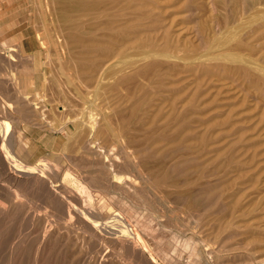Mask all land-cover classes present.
I'll use <instances>...</instances> for the list:
<instances>
[{
    "label": "rangeland",
    "instance_id": "374dc122",
    "mask_svg": "<svg viewBox=\"0 0 264 264\" xmlns=\"http://www.w3.org/2000/svg\"><path fill=\"white\" fill-rule=\"evenodd\" d=\"M91 1L94 0H89L88 2V4H90V6L88 5L89 8L91 7V4L94 5L95 3ZM105 1L107 0H103V2L102 0L101 2L97 1L95 3L96 7L95 5L94 6L92 5L94 9L93 7H91L93 11L90 8V11L87 9L84 12L86 15H88L89 13L88 15L89 17L91 15L92 17L91 20H89V17L87 18L86 15H84L83 13L84 9L83 10L81 9L83 13V17H85L84 22L88 23L89 21L88 23L89 25L91 23L92 24L94 23V25H96L95 27L97 26L100 27L98 23L100 22L101 24H103L104 19H105L104 22H108L110 18L111 20L114 19V21L116 22L117 20H119L117 18L121 17L122 19L125 20L128 19V21L130 20L129 21L130 25L132 23H134V25L132 24V27H130L128 22L127 25L125 24L127 20L125 21L121 19L120 22H123V24L119 22L120 25H122V27L121 26L118 27L119 32L118 29L116 28L118 33L117 36L115 35V37L117 40L115 39V37H113L114 35L111 32L115 31L116 34V30L113 29H115L116 24L118 26L119 23H116L114 26L111 25L114 24L113 23L114 21H112V23L110 24L109 22L107 24L104 23L108 25L110 28L111 27L113 28L112 30L110 29L111 30L110 32L106 28L107 26L104 27L102 25L99 28V30L98 27L94 29L93 26L91 27L89 26L91 28L89 31L93 30L94 32V30H96L95 33L89 32L92 33V36L96 34L93 37H90L91 35L87 32L88 26L84 25V28L86 27L85 28L86 31L85 30L83 31L89 34V35L85 34L88 37V39L90 38L95 39V36H97L96 38L98 39L99 37L100 39L101 38L103 39L104 37L107 38V36L109 35L110 38L109 40L113 41L112 43H109L110 45L113 43L117 44V42H120L117 45L113 44L110 46L111 48L117 46L118 49L116 47L110 49L109 44H107L110 41L107 40L106 42V40H104V42L107 44L106 47H104L106 44L104 45L103 42L101 43L103 44L102 46L103 48L101 50L94 49L93 52H89L91 55L89 56L90 59L95 57V55H96L95 58L97 59L95 60L93 58L94 62L92 60L91 62L89 61V59L87 60L88 57L86 55L84 56V54L81 53L83 47L81 46L82 44L79 43L82 42L78 43L80 46H78V44L75 46V51H74L75 54L73 53L74 54L73 58L69 57L66 52L63 55L62 53H59V51L61 52L60 49L61 42L58 41V36H60V34L63 32L62 22L60 20L53 18V15L51 16L48 13V11H45V7H43L42 1L41 3L37 4L38 3L37 0H0V42H1L0 44L1 46L0 47L1 49L0 50V62H1L0 63V71H1L0 73V184L2 185V188L0 185V264H93V263L97 264V262L98 264L100 263L107 264L108 262H109L108 264H132V263L143 264V262H146V264L147 263L152 264L154 263V261H155L154 264H174V262L175 264H201V263L202 264H222V263L241 264L242 262H243L242 264H245L247 260L248 261L250 260L251 262L249 261L247 263H251V264H264V0H141V1L139 0L140 4L137 2L138 0L136 1L134 0V2L133 0H130V2L132 1L131 2L132 5L135 4V6L133 7H135L136 9H138L137 7L141 5V2H143L141 8L139 7L140 10L139 9L135 10V8L133 10L132 5L128 2L129 0H127V2L125 0H120V2L119 0H117L116 2L117 4L114 1L110 0L111 3L113 2L116 4V5L113 4V6L112 4L109 6L110 3L108 2L109 0L107 1V3ZM123 2L126 3V4L124 3V5H126V7H124L125 9L128 7L130 8V6L132 9L130 8L131 10H129L128 8V11H126L123 8ZM102 3L105 4L106 6L104 8L102 7L103 9H101V11L104 10V12L100 11L103 15H105L103 18H101L103 15L98 13V11L95 14V11L101 8L99 5ZM118 3L120 4L121 10L116 9L119 7ZM136 4H138L137 7ZM107 5L109 6V8H107L108 7ZM143 5L146 6L144 7ZM105 8L107 10L106 12L108 13L113 12V14L112 15L105 14L106 13ZM110 8L112 9V11ZM122 8L126 12H130V13H126ZM39 9H41V11H39ZM77 9H75V11ZM108 9H110V11ZM116 10L118 12L121 11L123 13L122 14L118 13L119 14L118 15L114 12ZM141 10L142 12H140ZM79 12L77 11L74 12V10H72L69 13L70 14L76 13L75 14L76 17L75 15L72 16L70 14L69 15L73 18L82 17V14H80ZM133 12L134 15L131 14ZM135 12L136 14L138 13L137 16H139L137 21H136L137 18L134 17L136 16ZM146 12L148 13L150 12L149 16L148 14H146ZM77 13H79L81 16L78 15ZM90 13H92L93 15L99 14L101 15V17L100 16L93 17L92 14ZM114 13L115 16L116 15L118 16L114 17L113 16ZM130 15H132L133 18ZM144 15L146 16V18ZM46 16H48L49 18ZM125 16L128 17L125 18ZM129 16L132 19H130ZM140 17H142V19ZM86 18L88 19V21ZM95 19L98 22V23L96 22L97 24L95 23ZM106 19H108V21ZM139 19L142 20L143 23H141ZM132 20H135L137 24H135V22ZM59 22H60L59 24L60 27L59 25L56 26ZM144 22H146L147 25L149 23H154L156 24V26L158 25L157 26L158 29L156 27L153 28L155 25L153 27L150 26L151 24L147 26L146 24H144ZM124 25L125 27H130V28L125 29ZM136 25L139 28L141 26L140 29L143 30H140L138 27H136ZM144 25H146L147 27ZM102 27H104L105 29H103ZM123 27L125 29V32L132 30L134 31L129 32L130 35L128 33V36H126V38H123L125 35H127V32L125 34L124 31L122 30ZM135 27L138 29V31ZM145 27L149 28V30H147ZM131 28L132 30H130ZM151 29L152 30L157 29V30L155 33H153ZM57 30L60 31L58 32ZM104 30L105 31L107 30L108 33H105ZM120 30H122L125 35H122L123 33L122 31L120 32ZM101 31H104L103 34L104 35L106 34V36L103 35L104 36L103 37L101 34L98 33ZM139 31L142 32L145 31L146 34L145 32L143 33L140 32L141 33L140 34ZM151 32H152V36L151 34L150 35L148 34ZM164 32L167 34V35L165 34L166 36L163 35ZM97 33L100 36H98ZM138 34L139 35L144 34V36H141L142 38L144 37L143 38L144 40L140 38ZM110 35L113 36L110 37ZM118 36L119 39L121 37L123 39L121 38L120 40H118ZM145 36H147V40L145 39ZM158 36H160L161 38L160 37L158 38ZM133 37L135 39L139 37L137 38V40L139 39L140 42L134 43ZM43 38L48 39L47 43L49 41L50 45L47 43L46 45H44L45 43H43L42 41ZM55 39L59 42V44ZM141 39L143 40V42ZM4 42L6 43L5 45L7 46L4 45ZM148 42H150V44H148ZM152 42L154 45L152 44ZM140 43L146 45L142 44L141 46ZM53 46L56 48V50ZM154 46L155 48L153 49ZM76 48L77 49L79 48L80 50L78 49L77 51ZM106 48L107 50L105 51ZM122 48H124V50L127 52L126 53L124 52V50H122L125 53V55H122L121 51L119 52V50ZM95 50H98V52L96 51L94 54ZM108 50H110V52ZM101 51L103 52L102 54L105 53L106 54L102 56V54L99 53ZM111 51L112 54H110ZM76 52H78L79 54ZM115 52L118 55L119 53L121 55L117 56ZM92 53L94 56L92 55ZM107 53L111 55L110 58L107 57L110 56L107 55ZM81 55H83L84 57ZM98 55L102 57L99 58ZM79 56L82 58H79ZM9 57H11L12 60ZM106 57L110 60L113 58L112 59L113 61L111 60L112 62H110L108 59L104 60L106 59ZM48 58L51 59L49 60ZM98 58L102 60L101 64L103 65L99 63L100 61H98L99 60ZM80 59L82 60L84 59L83 61L86 62V64L83 62V64L86 65L85 66L86 68L82 70V72L80 71L81 65L78 62ZM60 60H62V62L65 63L63 64ZM153 60L155 61V63L158 62L157 63L158 65L157 66L155 65L156 67L158 66L160 67V68L158 67L159 68L158 70L157 68L154 70L151 66H150L151 68L149 67L150 63H151L150 65L154 64ZM75 61H77L76 63H78L77 65L76 64L75 65L80 68L77 69L76 66L73 64L75 63ZM96 61L98 62L96 63ZM172 61L174 62V64ZM59 63L61 64L59 65ZM92 63L93 64L96 63L97 66L93 68L94 65ZM105 63H107V65ZM133 63L134 64L137 63L138 65H141L143 63L142 64L143 66L145 63L146 68L149 67L148 71L147 69H143L144 74L147 75L146 77L145 75L142 76L140 75V77H137V79L141 78L142 81L140 79L135 80L136 79L135 77L137 75L139 76L141 71H142L141 74L143 73L142 68L144 67L141 65L139 66L140 68H138V65L136 66V64L134 65ZM165 63L168 64V66ZM65 64L66 65L69 64V65L66 66ZM71 64L72 66H70ZM118 64L120 65V67L118 66ZM152 66L154 67V65ZM103 67L106 69H103ZM95 70H97V72ZM110 70L114 72L112 73ZM128 70L130 72L131 70L132 71L134 70V72L129 73ZM151 70L154 72H151ZM72 71L74 74L72 73ZM83 71H85V73ZM86 71L90 74L89 75L88 73L86 74ZM119 71H123V72H119ZM124 71L128 72V74L125 73ZM135 71L138 74H136ZM118 72L121 73V75ZM100 73H102L103 76L105 74L106 75L113 74V75L112 76L110 75V77L104 76L106 78L105 79L104 77H102V75L101 76L99 75ZM117 73L119 76L117 75ZM157 73L158 74L161 73V74L156 75L155 77V75L153 74H157ZM80 74L82 77L80 76ZM132 74H134L135 76ZM71 75L73 76V78ZM83 75H85L86 77H84ZM97 75L104 79L102 80L101 84L107 83L108 85L100 84L101 86L100 85L97 86L96 83L97 80H95ZM98 76L97 78H99ZM116 76L119 77L120 81ZM120 76L124 77L123 81L125 82L128 81V83L125 82L124 84L121 83L122 80L120 78L122 77ZM148 77L149 78L151 77V79L149 80L150 83L147 82ZM84 79L85 80L88 79L89 82H87V80L85 81ZM131 79H133V82H131L132 81ZM155 80L156 82L158 81L157 86L159 83H161L159 84L158 87L156 86ZM32 81L34 82V85L32 84ZM110 81L111 84L113 85L109 83ZM117 81H119V83H117V85L115 86L114 84H116ZM25 82L27 83L25 84ZM175 82H177L178 84ZM14 83H16V85ZM151 83H153L152 86L155 85L156 88H154L155 86L152 87ZM20 84L21 85L24 84V86L22 85L23 86L22 87ZM140 84H145V85L147 84L146 87L148 86L150 87L141 90L142 87L137 88V86H134V85H138V87L145 86ZM11 85H13L12 88L8 89V87H11ZM18 86L20 88H18ZM110 86L112 87V90ZM114 86L117 87L118 90H115L116 88ZM120 86L122 89L119 88ZM106 87L107 89H105ZM135 87L136 89H140L142 92H138L135 89ZM52 88L53 89L55 88V90H53ZM150 88H152L151 91L148 90ZM131 89L134 90V93H131L134 94L133 95L134 98L132 95H130V92H133ZM54 91L56 92L58 91L57 92L58 94L55 93ZM164 91L166 92L164 93ZM177 91L181 93L179 94ZM146 92L147 94L150 95H146ZM122 93L125 94L123 95ZM151 93L154 94L151 95ZM135 94H136V99L138 98V100L139 97L141 98V95L144 96V98L146 96V98L148 99L145 100L143 99L141 101V104H138L135 102L136 100H132V98L135 99ZM159 94L161 96H159ZM178 94L180 96H178ZM20 96L21 98L19 99ZM119 96L122 97L124 96V97L122 98ZM32 97H34V99ZM164 98H166L167 101L164 100ZM9 99H12L14 101ZM159 99L162 101H160ZM11 101L14 102V104L8 105ZM20 101L22 102V104H18ZM132 101H134L135 103ZM172 104L174 108H171ZM139 105H141V107ZM167 105L168 107H166ZM187 107L191 109L187 110ZM82 108L83 110L85 108V110L82 111ZM157 108L160 111H158ZM130 109L133 110L130 111ZM87 111H90L89 113H93V115L89 114ZM155 111L157 113L154 116ZM83 112L85 113L83 114ZM185 112L188 113L187 116H185L187 119L186 122L182 124L180 123L181 115L185 114ZM71 114L74 115L72 116ZM118 114L119 116H117ZM86 115L88 119L90 118L89 119L90 121H92V117L95 116L94 122H96L95 123L96 129L98 127L99 122L101 125L102 124L105 125V123L111 126L115 125L114 126L115 130L116 128L117 130H119L122 126L125 127V131H127L126 132L127 134L124 136L125 139L123 138L122 142H114V147L116 148L117 151H120L118 149H121V147L124 144L129 146L126 148L129 152H126L125 150L124 151L125 153L121 152V154H118V157L120 158L117 157V159H121L119 160L121 163L119 162L120 163V164L118 163L119 166L116 167L120 168L122 172L120 171L118 172L117 170L118 168L116 169V167L112 168L113 171H110L111 170L110 165L104 166L102 164L101 166H104V168L99 166V164H101V162L99 161L102 155H103V157L101 158L102 160L104 159L110 160L114 158L116 159L115 155H113L114 157L110 156L108 158L107 154L103 151L108 145L113 143V140L110 137L108 141L106 138L103 137L96 140L94 139L96 137H94L93 134L90 133L92 136V139L90 140L93 141L92 144L94 146L97 145V147H95L97 148L95 149L94 152L95 154L88 153L82 147V145L88 138V133H89V129L87 127L90 125L89 123L90 121L86 119L87 118ZM125 115L128 117L129 116L132 117L128 118ZM27 116H29L30 118ZM147 116L149 117L147 118ZM77 119L78 120L81 119L80 120L81 123H79L80 121H78ZM75 120L77 122H75ZM84 120H86L87 122ZM122 120L125 122H123ZM38 122L40 123V125L38 124ZM122 122L124 124H120ZM166 122L168 123L167 125ZM83 123L86 124L83 125ZM175 123L178 124L175 125ZM79 124L81 125V127L82 126L83 127L81 128ZM134 124L138 129H136ZM205 125L207 126L204 127ZM193 126L194 128L192 129ZM78 127H80L79 130L77 129ZM164 130L166 133L164 132ZM131 131L134 132L132 133ZM136 131L139 133V135L141 134L142 136H140L139 138L138 136L136 137L135 136V134H137L135 133ZM145 131L147 132L146 134ZM148 132L151 133L148 134ZM92 133H94L95 135V131H92ZM162 135L163 137L160 138V140L163 139L164 141L162 140L161 143L159 140H158L159 142L157 141L158 143L157 142L155 143L154 140L150 139L152 136L160 137ZM191 135L194 136L193 139ZM129 136L130 137L134 136L135 138L134 142L131 141L129 142L130 140L128 138ZM177 136L178 137L180 136L179 139L176 138ZM208 136H210V138ZM132 137L131 140L133 139ZM143 137L144 138L148 137L149 140L146 141V139H144ZM165 137H167V139L168 138L170 139L166 140ZM234 137L237 138L235 139ZM127 138L128 141H126ZM174 138H176L178 141ZM103 139L105 140V143ZM139 139H141V142L143 143H139L140 142ZM100 140H102L103 142ZM172 140L174 141V143ZM185 140H188V142H186ZM81 141L82 143H80ZM150 141L151 142L154 141V143H151ZM99 142H101L100 143L101 145H103V143L105 145L107 142L108 145L106 144L107 145L106 147H101L103 148L102 150L101 148H99L100 145ZM125 142L126 143L129 142L128 143L129 145L126 144ZM75 143H78L79 145L77 146V144ZM150 143L152 144V148L150 147L151 146ZM198 143L199 145H197ZM143 144L147 147L149 146L150 150L148 148V153L141 155L143 157L138 156L136 160H138L137 161L138 163H140V161L143 160L139 164L140 169L143 168L142 170H144L146 168L144 171L149 169L146 172L147 173L146 180L143 182L142 179H137L136 184L139 185L138 186L136 185L135 188L132 187L129 188L128 185L126 186L127 187L126 188L124 184H122L124 188L118 186V184L114 180H117L118 182L120 178H126L128 175H132L133 172H135L134 170L137 171L139 170L137 166H136L137 169H134L133 166H130V164L131 165L133 164L127 159L126 155H129V153L132 154V152L136 150V148H134L136 145L138 146ZM182 146H185V148H183ZM155 147L160 149L157 155L156 152H153V149ZM128 148H130V150ZM96 150H99L100 152ZM206 153L208 154L206 155ZM14 155H16L15 157L18 156L16 159L20 158L19 159L20 161L19 160L17 161ZM228 155H230V158ZM145 156L147 158H145ZM85 157H87V159ZM70 158L71 159L73 158L76 162L73 159L71 160L73 162H71ZM124 158L126 160H124ZM184 159L186 161H184ZM144 160L146 162H144ZM97 161L99 163H97ZM126 161H129L130 163ZM22 162L24 164L20 165L22 164ZM38 162L51 163V165L49 164L47 166L50 167L49 170L51 171L54 170L55 172L54 171H52L53 173L51 172L50 178L51 180L53 179L56 180L57 183L64 182L68 186L71 185L72 184L71 178L66 177V179H63L65 177L64 176L65 173L70 172L78 179H80L84 183V185L87 186L90 190L92 189L91 192L96 190L94 191L95 193L94 192L92 193L93 196L95 195L94 197L92 196L91 198L92 200L91 199L88 200L87 196H83V198L80 197L82 199L81 202V199L78 198L81 204H85L88 207L90 205V207H92L93 210L97 206V208H95L96 216L94 214V216L90 217V218L94 217L93 219L84 218L82 216L81 218L78 219L77 215L74 216L75 214H72V216H68V214H66L65 217L63 211H61V209L63 210L64 208H66L63 207L65 206V204L63 203L64 205L63 204L60 205L62 200L61 202L59 201V199H63V196L60 195L61 196L60 198L55 193L53 194V196L50 195L49 189L52 191L53 188L51 186L52 183L49 181L50 178L48 180L49 183H47L48 186L44 185L37 178V174L36 175L32 174L30 172L31 171L30 168L27 167L29 163L36 164ZM90 162L92 163V165ZM108 162L110 161H106L105 163ZM96 163L98 167L96 166ZM150 165L151 167H153V169L150 167ZM154 165H155V170H154ZM52 166H54L55 169ZM147 167L150 168L147 169ZM156 168H158L157 169L158 171L156 170ZM170 168H172V170ZM185 168L187 170H184ZM149 171L152 174H150ZM155 171L157 172V174ZM208 171L211 172L208 173ZM115 172L119 174L117 175ZM99 173L101 175H99ZM149 174L151 176L153 175L152 179ZM177 174L179 175L177 176ZM157 175L159 176L161 175V177L158 176L157 178ZM162 175L163 176L166 175V176L162 177ZM192 175H194V177ZM167 176L169 177V179ZM57 177L58 180L55 179ZM83 177H85L86 179H84ZM104 177L105 178L108 177L107 181L105 182L102 180L104 179ZM187 177H189V179ZM162 178L165 179L163 180ZM208 178L210 180H208ZM149 179L151 181H149ZM159 179L162 180V182ZM84 180H86L87 182L86 181L84 182ZM108 180H112L109 181L110 184ZM138 180H140L142 183H140V181ZM88 181L90 182L88 183ZM159 182L161 184H159ZM166 182L168 183L170 182L169 184L170 187L169 185H165ZM221 183L222 185H220ZM98 185L99 187H101L102 185L103 187L104 186L105 187L99 188ZM73 186L76 189V186L75 185ZM114 186L116 187L118 186L119 188L118 187L116 188ZM137 187H139L140 191ZM98 188L102 189L104 193L102 192V190L99 191ZM173 188L176 190H174ZM182 188L185 191L181 190ZM208 189L209 192H207ZM171 190H173L174 192ZM220 190H222L223 192L222 191L220 192ZM122 192L123 193L125 192V194H123ZM128 192L129 194H126ZM189 192L190 195H188ZM102 194L103 197L101 196ZM1 195H3V197ZM100 196L102 198L104 197L105 198L101 199ZM172 196L175 199H173ZM51 197L52 199L54 197L53 202ZM109 197L111 199H114V201L109 199ZM17 200L19 203L17 202ZM20 200H21V204H20ZM190 203H192V205H190ZM17 204L21 206L23 204L24 205L21 208V206H18ZM204 206L207 207L205 208ZM56 207L59 209H57ZM4 209L5 211H3ZM6 210L9 213H7ZM109 210L112 211L113 215L116 214L117 212L119 213L116 219L111 217L112 214ZM97 211L98 213L99 212L100 213L98 214ZM197 213L199 214L196 215ZM208 213L211 215H208ZM131 216L134 217V220ZM148 216L150 218L149 221H148ZM108 217H110V219ZM105 219L106 221L104 222H108L107 225L104 224L103 222V220ZM151 219L154 220V222ZM91 220H99L100 223L103 224L94 226L92 224L94 222ZM150 220L152 223L150 222ZM111 221L112 222L115 221V222L112 223ZM137 222L139 223V225ZM212 223L215 224L213 225ZM124 224L127 225L130 224L133 225L136 229L138 228L137 230L140 232V234L142 235L145 241L138 243L137 240L134 239L135 240L134 241L133 238H129V236L127 238L126 237L127 235H125L122 232ZM102 228L104 229V231L102 230ZM212 229L215 231H213ZM209 230H211L213 233L211 231L210 233ZM115 231L118 233H116ZM124 239L126 240V242ZM131 241H133L134 244L137 243L139 246L140 244H143V246H141L143 249L141 247L138 248V245L136 246V244L134 246V244ZM182 241H184L185 243H188L189 241L190 242L184 245V242ZM144 244L147 247V249L146 247H144ZM187 245H189V247ZM183 246H185V248ZM194 246H198V247L195 248ZM206 246L207 247L211 246V247L207 248ZM190 247L193 248L191 249ZM144 250L145 252H143ZM190 250L193 251V254L192 251L190 252ZM218 250L221 252H219ZM210 253L211 255H209ZM141 255L143 256L146 255V256L144 258L143 256L141 257ZM147 256L150 257V259L147 258ZM152 259L154 260L153 262ZM219 260H223V262Z\"/></svg>",
    "mask_w": 264,
    "mask_h": 264
},
{
    "label": "bare ground",
    "instance_id": "6f19581e",
    "mask_svg": "<svg viewBox=\"0 0 264 264\" xmlns=\"http://www.w3.org/2000/svg\"><path fill=\"white\" fill-rule=\"evenodd\" d=\"M41 1H42V5H43V7H45V11H48V13H49L51 16L53 15V18H55V19H57V20H60V21L62 22L63 32L60 34V36H58V41L61 42V45H60V46H61V48H60V49H61V52L59 51V53H62V55H63V54H65V52H66L67 55H68L69 57L73 58V55L75 54V52H74V51H75V46H76L79 42H82V43H79V44H82L81 46L83 47V48H82V52H81V51H80V52H81L82 54H84V56L86 55V56L88 57L87 60L89 59V61H91V60L93 61L94 59L97 60V59L95 58L96 55H95V57H93L94 59H93V58L90 59L89 56H91V55H90L89 52H93L94 49H99V50H101V49L103 48V47H102L103 44H101V43H103L104 40H106V42H107V40L110 41V40H109L110 38H109V35H108V34H107V35H108L107 38L104 37V36H106V34H105V35L103 34V32L105 31V30H104V31H101L102 33H101V32H98V33L101 34L102 36L104 35L103 37H104L105 39H104V38H103V39H102V38L100 39V37H99V39H98V38H96L97 36H95V39H91V38L88 39V37H87L85 34H88L89 32H93V30L89 31V30L91 29L90 27L93 26L94 29H96L98 26L95 27L96 25H94V23H93V24L91 23V22H94V21H91L90 23H91L92 25H91V24L89 25V24H88L89 21H88V19H87V18L89 17V16H88L89 13H88V15H86L84 12H85L87 9L90 11V8L93 7V6L95 5L96 2H97V1L101 2V0H94V1H91V2H95V3H94V5L91 4V7H90V8H89L90 4H88L89 0H65V1H63V0H37V2H38L37 4L41 3ZM107 1H108V0H107ZM107 1H105V2L107 3ZM112 1H114L115 3L117 2V0H116V1H115V0H112ZM125 1L127 2V0H125ZM135 1H136V0H135ZM140 1H141V0H140ZM102 2H103V0H102ZM108 2H110V3H109V6H110L111 4H112V6H113V4H114V5L117 4V3L115 4V3H113V2L111 3L110 0H109ZM119 2H120V0H119ZM128 2L131 4L132 1L130 2V0H129ZM133 2H134V0H133ZM137 2L139 3V0H138ZM124 3H125V2H123V8L126 7V5H124ZM135 3H136V2H135ZM118 4H119V3H118ZM125 4H126V3H125ZM127 4H128V3H127ZM139 4H140V3H139ZM142 4H143V2H141V5H142ZM88 5H89V6H88ZM92 5H93V6H92ZM98 5H99V4H98ZM101 5H102V6H101ZM131 5H132V4H131ZM137 5H138V4H136V7H137ZM141 5L137 7L139 10H140V8H141ZM40 6H41V5H40ZM99 6H100L101 8H100ZM99 6H98V7H99L100 9L97 7L99 10H96V11H95V14H96V12L98 11V13H100L101 15H103L101 12H104V10L101 11V9H103V8L106 7V6H105V4H103V3L100 4ZM107 6H108V5H107ZM109 6H108L107 8H109ZM133 6H135V4L132 5V8H133V10H134L135 7H133ZM143 6H144V5H143ZM145 6H146V5H145ZM145 6H144V7H145ZM95 7H96V5H95ZM102 7H103V8H102ZM127 7H128V5H127ZM139 7H140V8H139ZM38 8H39V7H38ZM77 8H79V9H77ZM111 8H112V7H111ZM111 8H110V9H111ZM123 8H122V9H123ZM128 8H129V7H128ZM128 8H126V9L124 8V9H125L126 11H128ZM130 8H131V6H130ZM130 8H129V10L132 9V8H131V9H130ZM75 9H77V10H76L77 12L81 11V9H82V10L84 9V10H83V13H84V15H86V17H87L86 19H87L88 23H87V22H84V18H85V17H83V13H82V11L79 12L80 14H82V17H77V18H75V17H76V15H75L76 13H75V14H74V13H73V14H72V13H71V14L69 13V12L72 11V10H74V12H76ZM93 9H94V7H93ZM93 9L91 8L92 11H93ZM110 9H108V10L110 11ZM116 9H120V4H119V7L116 8ZM124 9H123V10H124ZM138 9L135 8V10H138ZM142 9H143V7H142ZM113 10H114V9H113ZM120 10H121V9H120ZM123 10H122V11H123ZM125 10H124V11H125ZM133 10H132V11H133ZM39 11H41V9H39ZM100 11H101V12H100ZM106 11H107V10H106V8H105V12H106ZM111 11H112V9H111ZM116 11H117V10H116ZM116 11H114L116 14H118V13L122 14V13H123V12H121V11H120V12H118V11L116 12ZM126 11H125V12H126ZM125 12H124V14H125ZM140 12H142V10H141ZM79 13H77V14L80 15ZM115 13H114V15H113L114 17H116V16L119 15V14H118V15L115 16ZM126 13H130V12H126ZM149 13H150V12H149ZM149 13L146 12V14H148V16H149ZM151 13H152V12H151ZM36 14H37V13H36ZM44 14H45V13H44ZM46 14H47V12H46ZM69 14H70L71 16H72V15H75V17L73 18V17H71ZM90 14H92V13H90ZM95 14H94V15L92 14V16H93V17H94V16H100V17H101V15H99V14H98V15H95ZM105 14H107V15H112L113 12H111V13L106 12ZM124 14H123V15H124ZM131 14L134 15V12L131 13ZM135 14H136V12H135ZM143 14H144V12H143ZM107 15H106V16H107ZM132 15H130V16H132ZM137 15H138V13L136 14V16H134V17L137 18L136 21H137L138 18H139V16H137ZM141 15H142V13H141ZM141 15H140V16H141ZM150 15H152V14H150ZM51 16H50V17H51ZM80 16H81V15H80ZM104 16H105V15H103L101 18H103ZM120 16H121V15H120ZM130 16H129V18H130ZM144 16H145V15H144ZM46 17H48V16H46ZM100 17H99V18H100ZM126 17H128V16H125V18H126ZM48 18H49V17H48ZM51 18H52V17H51ZM91 18H92V17H91V15H90L89 20H91ZM109 18H110V17H109ZM132 18H133V16H132ZM132 18H130V19H132ZM140 18L142 19V17H140ZM145 18H146V16H145ZM148 18H149V17H148ZM86 19H85V20H86ZM117 19H119V20H117ZM117 19H116V20H117L118 22H117V21L115 22L114 19L111 20V18H110L111 21H110V20L108 21V19H106V20L109 22V24L112 23V21H114V22H113L114 24H111V25L114 26L116 23H119V22L121 21L122 18H121V17H120V18L118 17ZM104 20H105V19H104ZM104 20H103V24H101L100 22H99V23H100V24H99V23L96 21V19H95V23L97 22L98 25H100V27H101L102 25H103L104 27L107 26L106 28H107V29L109 30V32H110L113 28H112V27L110 28L108 25H106L108 22H104ZM122 20H125V19H122ZM126 20H127V21H126ZM126 20H125V21H126L125 24L127 25V24L129 23V25H130V22H129L130 20H129V21H128V19H126ZM101 21H102V19H101ZM132 21H134L135 24H137L135 20H132ZM139 21H141V23H143L142 20L139 19ZM139 21H138V22H139ZM52 22H53V21H52ZM127 22H128V23H127ZM47 23H48V22H47ZM84 23H85V24H84ZM97 23H96V24H97ZM104 23H106V24H104ZM120 23L123 24V22H120ZM120 23H119L118 26H117V24H116L117 27L115 26V29H113V30H116V34H115V31H113L114 33H113V32H111V33H112L114 36H113V35H110V37H112V36L115 37V35L117 36V33L119 32L118 27H120V26L122 27V25H120ZM35 24H36V22H35ZM39 24H40V23H39ZM42 24H43V23H42ZM59 24H60V22H59L56 26H58ZM87 24H88V25H87ZM132 24L134 25V23H132ZM132 24L130 25V27H132ZM139 24H140V23H139ZM139 24H138V25H139ZM144 24H146V22H144ZM150 24H151V25H150ZM152 24H153V25H152ZM40 25H41V24H40ZM46 25H47V24H46ZM84 25L88 26V30H87L88 33H87V32L85 33V32L83 31V30H85V28H86V27L84 28ZM111 25H110V26H111ZM129 25H128V26H129ZM146 25H147V24H146ZM146 25H144V26H146ZM148 25H150V26H152V27L155 25L153 28L156 27V28L158 29V27H157L158 25L156 26V24H154V23H149ZM148 25H147V26H148ZM51 26H52V25H51ZM89 26H90V27H89ZM147 26H146V27H147ZM38 27H39V26H38ZM41 27H42V26H41ZM59 27H60V25H59ZM93 27H92V28H93ZM100 27H98V30H99ZM104 27H102V28L105 29ZM124 27H125V25H124ZM124 27H123L122 30H123L124 33L126 34L127 31L125 32V29H126V28H130V27H125V29H124ZM133 27H134V26H133ZM136 27H138V26L136 25ZM136 27H135V28H136ZM146 27H145V28H146ZM52 28H53V27H52ZM116 28L118 29V32H117V29H116ZM138 28H139V27H138ZM140 28H141V26H140ZM140 28H139V29H140ZM142 28H143V26H142ZM150 28H151V27H150ZM161 28H162V27H161ZM38 29H39V28H38ZM44 29H45V28H44ZM58 29H60V28H58ZM110 29H111V30H110ZM136 29H137V28H136ZM146 29L149 30V28H146ZM157 29H156V30H157ZM50 30H51V29H50ZM122 30H120V32H121ZM127 30H128V29H127ZM130 30H132V28H131ZM140 30H143V29H140ZM147 30H146V32H147ZM151 30H152V29H151ZM151 30H150V31H151ZM156 30L153 29L152 32L155 33ZM164 30H165V29H164ZM57 31H58V30H57ZM59 31H60V30H59ZM59 31H58V32H59ZM85 31H86V30H85ZM95 31H96V30H94L93 33H95ZM106 31H107V30H106ZM106 31H105V33H108V31H107V32H106ZM123 31H122V33H123ZM133 31H134V30H132V31H128V32H127V35H125V34L123 33L122 35H125L123 38H126V36H128V33H129V32H133ZM137 31H138V29H137ZM40 32H41V31H40ZM40 32H39V33H40ZM140 32L143 33V32H145V31H143V32H142V31H139V33H140ZM146 32H145V34H146ZM152 32H151V33H148V34H149V35L151 34V36H152ZM45 33H46V32H45ZM98 33H97V35H98ZM111 33H109V34H111ZM141 33H140V34H141ZM158 33H159V32H158ZM58 34H59V33H58ZM89 34L91 35L90 37H93L94 35H96V34H94V35L92 36V33H89ZM89 34H88V35H89ZM119 34H120V33H119ZM165 34H166V33L164 32L163 35H165ZM38 35H39V34H38ZM84 35H85L86 37H85ZM129 35H130V33H129ZM138 35H139V34H138ZM149 35H147V36H149ZM166 35H167V34H166ZM166 35H165V36H166ZM98 36H100V35H98ZM135 36H136V35H135ZM139 36H140V38H142L141 36H144V34L139 35ZM147 36H145V39H146V40H147ZM151 36H150V38H151ZM155 37H156V34H155ZM159 37H160V36H158V38H159ZM121 38H122V37H121ZM121 38H120V39H121ZM123 38H122V39H123ZM131 38H132V37H131ZM133 38H134V37H133ZM137 38H139V37H137ZM137 38H136V39H135V38L133 39L134 43H135V42H137V43L140 42V40H139V39L137 40ZM143 38H144V37H143ZM143 38H142V39H143ZM150 38H148V39H150ZM160 38H161V37H160ZM162 38H163V36H162ZM164 38H165V37H164ZM167 38H168V37H167ZM56 39H57V37H56ZM56 39H55V40H56ZM113 39H114V38H113ZM115 39H116V37H115ZM120 39H119V36H118V40H120ZM142 39H141V40H142ZM47 40H48V39H46V38H43V39H42L43 43H45L44 45H46ZM52 40H53V39H52ZM111 40H112V39H111ZM116 40H117V39H116ZM135 40H136V41H135ZM143 40H144V39H143ZM143 40H142V42H143ZM151 40H152V38H151ZM153 40H154V39H153ZM158 40H159V39H158ZM56 41H57V40H56ZM58 41H57V42H58ZM126 41H127V40H126ZM131 41H132V40H131ZM131 41H130V42H131ZM133 41H132V42H133ZM59 42H58V44H59ZM93 42H94V43H93ZM112 42H113V41H110V42H108L107 44L112 43ZM150 42H151V41H150ZM150 42H148V44H150ZM158 42H159V41H158ZM49 43H50V42L48 41L47 44H49ZM119 43H120V42H117V44H119ZM144 43H145V41H144ZM146 43H147V42H146ZM156 43H157V42H156ZM0 44H1V42H0ZM2 44H3V42H2ZM5 44H6V43L4 42V45H5ZM58 44H57V45H58ZM79 44H78V46H80ZM105 44H106V43L104 42V45H105ZM107 44H106L104 47H106ZM113 44H116V43H113ZM113 44H111V45H113ZM117 44H116V45H117ZM140 44H141V43H140ZM142 44H143V43H142ZM142 44H141V46H142ZM152 44H153V42H152ZM49 45H50V44H49ZM111 45L109 44V48H110V49L115 48V47L117 48V46L111 48V47H110ZM122 45H124V44H122ZM143 45H146V44H143ZM153 45H154V44H153ZM5 46H7V45H5ZM55 46H56V44H55ZM58 46H59V45H58ZM58 46H57V48H58ZM128 46H129V45H128ZM131 46H132V45H131ZM148 46H149V45H148ZM148 46H147V47H148ZM0 47H1V46H0ZM53 47H54V46H53ZM126 47H127V46H126ZM48 48H49V47H48ZM54 48H55V47H54ZM54 48H53V49H54ZM107 48H108V47H107ZM107 48L105 49V51L107 50ZM154 48H155V46L153 47V49H154ZM60 49H58V50H60ZM76 49H77V48H76ZM78 49H79V48H78ZM78 49H77V51H78ZM117 49H118V48H117ZM117 49H115V50H117ZM127 49H128V48H127ZM0 50H1V49H0ZM11 50H12V49H11ZM55 50H56V48H55ZM79 50H80V49H79ZM115 50H112V51H115ZM122 50H124V48L120 49L119 52L121 51V52H122L121 54H122V55H125L124 52H126V51L124 50V52H123ZM128 50H129V49H128ZM156 50H158V49H156ZM53 51H54V50H53ZM96 51L98 52V50H95V51H94V54H95ZM102 51H103V50H102ZM102 51L99 52V53L102 54V53H103ZM108 51L110 52V50H108ZM108 51H107V52H108ZM112 51H111L110 54H112ZM150 51H151V50H150ZM57 52H58V51H57ZM109 52H108V53H109ZM119 52H118V53H119ZM3 53H4V52H3ZM73 53H74V54H73ZM76 53H78V52H76ZM81 53H80V54H81ZM104 53H105V52H104ZM108 53H107V55H110V54H108ZM115 53H116V52H115ZM126 53H127V52H126ZM152 53H153V52H152ZM179 53H180V52H179ZM179 53H178V54H179ZM78 54H79V53H78ZM87 54H89V55H87ZM97 54H98V53H97ZM105 54H106V53H105ZM105 54H102V56L105 55ZM116 54H117V53H116ZM121 54L119 53V55L117 54V56H120ZM128 54H129V53H128ZM92 55H93V53H92ZM107 55H106V56H107ZM129 55H130V54H129ZM172 55H173V54H172ZM76 56H77V55H76ZM81 56H83V55H81ZM84 56H83V57H84ZM93 56H94V55H93ZM102 56H99V55H98L99 58H101ZM114 56H115V54H114ZM114 56H113V57H114ZM168 56H169V55H168ZM6 57H7V56H6ZM107 57L110 58L111 55H110V56H107ZM107 57H106V59H104V58H105V56H104L103 59H104V60H107V59H108ZM131 57H132V56H131ZM169 57H170V56H169ZM9 58H11V57H9ZM57 58H58V57H57ZM64 58H65V57H64ZM74 58H76V57H74ZM79 58H82V57L79 56ZM99 58H98V59H99ZM114 58H115V57H114ZM133 58H134V57H133ZM175 58H177V57H175ZM48 59H49V58H48ZM50 59H51V58H50ZM50 59H49V60H50ZM59 59H60V56H59ZM59 59H58V60H59ZM67 59H68V58H67ZM112 59H113V58H112ZM112 59H111V60H112ZM129 59H130V58H129ZM129 59H128V60H129ZM134 59H135V58H134ZM11 60H12V58H11ZM72 60H73V59H72ZM72 60H71V61H72ZM83 60H84V59H83ZM83 60L80 59V60L78 61V62L80 63V65H81V70H80L81 72H82V70H84V69L86 68V67H85L86 65L83 64V62H84ZM108 60H109L110 62L113 61V60L111 61L110 59H108ZM123 60H124V59H123ZM131 60H132V59H131ZM136 60H137V58H136ZM138 60H139V59H138ZM140 60H141V59H140ZM3 61H4V59H3ZM60 61L62 62V60H60ZM64 61H65V60H64ZM69 61H70V60H69ZM92 61H91V62H92ZM98 61H100V62H99L100 64L102 63V60L99 59ZM98 61H96V63H97ZM118 61H119V60H118ZM134 61H135V60H134ZM153 61H154V60H153ZM153 61H152V62H153ZM12 62H13V61H12ZM45 62H46V61H45ZM49 62H50V61H49ZM72 62H73V61H72ZM76 62H77V61H75V63H73V64H74V65H75V64L77 65L78 63H76ZM87 62H88V61H87ZM91 62H90V63H91ZM93 62H94V61H93ZM106 62H107V61H106ZM110 62H109V63H110ZM114 62H115V61H114ZM130 62H131V61H130ZM132 62H133V61H132ZM139 62H140V61H139ZM165 62H166V61H165ZM169 62H170V61H169ZM172 62H173V61H172ZM0 63H1V62H0ZM62 63H63V62H62ZM64 63H65V62H64ZM64 63H63V64H64ZM84 63L86 64V62H84ZM96 63H94V64L92 63V64L94 65L93 68L97 66ZM99 63H98V64H99ZM103 63H104V62H103ZM109 63H108V64H109ZM124 63H125V62H124ZM153 63H154V64H152V65H154L155 68H154L152 65H150L151 63L149 64V67L151 66L154 70H155L156 68H157V70H158V69L160 68L159 66H158L159 68L156 67V66L158 65V64H157L158 62L155 63V61H154ZM175 63H176V62H175ZM11 64H13V63H11ZM47 64H48V62H47ZM60 64H61V63H59V65H60ZM69 64H70V63H69ZM69 64H67V65H69ZM105 64L107 65V63H105ZM112 64H113V63H112ZM133 64H134V63H133ZM135 64H136V66L138 65L137 63H135ZM135 64H134V65H135ZM142 64H143V63H142ZM142 64H141V65H142ZM165 64H166V63H165ZM173 64H174V62H173ZM7 65H8V64H7ZM65 65H66V64H65ZM67 65H66V66H67ZM76 65H75V66H76ZM101 65H103V64H101ZM127 65H128V64H127ZM130 65H131V64H130ZM141 65H138V68H140L139 66H141ZM155 65H156V66H155ZM166 65L168 66V64H166ZM11 66H12V65H11ZM14 66H15V65H14ZM14 66H13V67H14ZM27 66H28V65H27ZM51 66H52V65H51ZM70 66H72V64H71ZM78 66H79V65H78ZM104 66H105V65H104ZM118 66L120 67L119 64H118ZM128 66H129V65H128ZM142 66H143V65H142ZM167 66H166V67H167ZM2 67H3V66H2ZM2 67H1V68H2ZM53 67H54V66H53ZM53 67H52V68H53ZM56 67H57V66H56ZM98 67H99V66H98ZM101 67H102V66H101ZM105 67H106V66H105ZM115 67H116V66H115ZM115 67H114V68H115ZM134 67H135V66H134ZM134 67H133V68H134ZM143 67H144V68L141 67L142 70H143V69H147V71L149 70V69H148L149 67L146 68L145 63H144V66H143ZM151 67H150V68H151ZM162 67H163V65H162ZM170 67H171V66H170ZM65 68H66V67H65ZM70 68H72V67H70ZM70 68H69V69H70ZM73 68H74V67H73ZM76 68L78 69V68H80V67H77V66H76ZM91 68H92V67H91ZM99 68H100V67H99ZM114 68H113V69H114ZM128 68H129V67H128ZM130 68H132V67H130ZM164 68H165V67H164ZM167 68H168V67H167ZM2 69H3V68H2ZM15 69H16V68H15ZM103 69H106V68L103 67ZM110 69H111V68H110ZM115 69H116V68H115ZM126 69H127V68H126ZM165 69H166V68H165ZM170 69H171V68H170ZM4 70H5V69H4ZM65 70H66V69H65ZM73 70H74V69H73ZM86 70H87V69H86ZM107 70H108V69H107ZM123 70H124V69H123ZM136 70H138V69H136ZM140 70H141V69H140ZM140 70H139V71H140ZM157 70H156V72H157ZM163 70H164V69H163ZM172 70H173V69H172ZM54 71H56V70H54ZM75 71H76V70H75ZM75 71H74V72H75ZM87 71H88V70H87ZM87 71H86V74L88 73ZM95 71L97 72V70H95ZM99 71H100V70H99ZM99 71H98V72H99ZM102 71H103V70H102ZM110 71H111V70H110ZM115 71H116V70H115ZM128 71H129V70H128ZM139 71H137V72H139ZM145 71H146V70H145ZM147 71H146V72H147ZM167 71H168V70H167ZM170 71H171V70H170ZM83 72L85 73V71H83ZM92 72H93V71H92ZM92 72H91V73H92ZM107 72H109V71H107ZM111 72H112V71H111ZM113 72H114V71H113ZM113 72H112V73H113ZM119 72H123V71H119ZM119 72H118V73H119ZM124 72L128 74V72H126V71H124ZM132 72H134V70H133V71L131 70V72L129 71V73H132ZM141 72H142V71H141ZM141 72H140L139 76L137 75V76L135 77V78H136L135 80H138V79L141 80V78H138V79H137V77H140V75H141V76H142V75H145V77L147 76L146 74H144V70H143V73H142V74H141ZM146 72H145V73H146ZM151 72H154V71L151 70ZM156 72H155V73H156ZM0 73H1V71H0ZM67 73H68V72H67ZM72 73H73V71H72ZM72 73H71V74H72ZM94 73H95V72H94ZM105 73H106V72H105ZM118 73H117V75H118ZM135 73H136V71H135ZM148 73H150V72H148ZM167 73H168V72H167ZM171 73H172V72H171ZM173 73H174V72H173ZM73 74H74V73H73ZM78 74H79V73H78ZM89 74H90V73H88V75H89ZM107 74H108V73H107ZM115 74H116V73H115ZM115 74H114V75H115ZM119 74L121 75V73H119ZM136 74H138V73H136ZM159 74H161V73H159ZM159 74L157 73V74H153V75H155V77H156V75H159ZM174 74H175V73H174ZM2 75H3V74H2ZM55 75H56V74H55ZM88 75H87V77H88ZM99 75L101 76L102 73H100ZM108 75H109V74H108ZM108 75L105 74L104 76H105V77H106V76H107V77H110L111 74H110L109 76H108ZM112 75H113V74H112ZM112 75H111V76H112ZM130 75H131V74H130ZM132 75H134V74H132ZM187 75H188V74H187ZM191 75H192V74H191ZM58 76H59V73H58ZM71 76H72V75H71ZM80 76H81V74H80ZM83 76L86 77L85 75H83ZM91 76H92V75H91ZM91 76H89V77H91ZM97 76H98V75H97ZM97 76H96V79H95V80H97L96 83H97V86H98V85H100V84L102 83V80H104V79L101 78V77H99V76H98L99 78H97ZM104 76L102 75V77H104ZM118 76H119V75H118ZM134 76H135V75H134ZM172 76H174V75H172ZM177 76H178V74H177ZM62 77H63V76H62ZM62 77H61V78H62ZM81 77H82V76H81ZM105 77H104V78H105ZM116 77H117V76H116ZM120 77H122V76H120ZM127 77H128V76H127ZM143 77H144V76H143ZM159 77H160V76H159ZM9 78H11V77H9ZM15 78H16V77H15ZM59 78H60V77H59ZM72 78H73V76H72ZM72 78H71V79H72ZM94 78H95V77H94ZM113 78H114V77H113ZM117 78H118V80H119V77H117ZM125 78H126V76H125ZM148 78H149V77H148ZM148 78H147V82H149V80L151 79V77H150L149 79H148ZM167 78H168V77H167ZM1 79H2V77H1ZM25 79H26V78H25ZM79 79H80V78H79ZM105 79H106V78H105ZM107 79H108V78H107ZM120 79L123 81V80H124V77H122V78H120ZM127 79H128V78H127ZM152 79H153V78H152ZM157 79H158V76H157ZM157 79H156V80H157ZM165 79H166V78H165ZM165 79H163V80H165ZM185 79H186V78H185ZM6 80H7V79H6ZM22 80H23V79H22ZM82 80H83V79H82ZM84 80H85V79H84ZM86 80H87V82H89L88 79H86ZM86 80H85V81H86ZM111 80H112V79H111ZM115 80H117V79H115ZM129 80H130V79H129ZM131 80H132L131 82H133V79H131ZM156 80H155V82H156ZM170 80H171V78H170ZM182 80H184V79H182ZM182 80H181V81H182ZM195 80H196V79H195ZM33 81H34V80H33ZM33 81H32V84L34 85V82H33ZM72 81H73V80H72ZM105 81H106V80H105ZM105 81H103V82H105ZM119 81H120V80H119ZM119 81H117L116 84H114V85L116 86L117 83H119ZM122 81H121V83L124 84L125 81H123V82H122ZM141 81H142V80H141ZM143 81H144V80H143ZM16 82H17V81H16ZM48 82H49V81H48ZM114 82H115V81H114ZM129 82H130V81H129ZM134 82H135V81H134ZM137 82H138V81H137ZM26 83H27V82H25V84H26ZM28 83H31V82H28ZM90 83H92V82H90ZM96 83H95V84H96ZM109 83L111 84V81H110ZM125 83H128V81L125 82ZM139 83H140V82H139ZM141 83H143V82H141ZM149 83H150V82H149ZM153 83H154V82H153ZM153 83H151V86H152ZM157 83H158V81L156 82V86H157ZM175 83H177V82H175ZM192 83H193V82H192ZM14 84L16 85V83H14ZM103 84L108 85L107 83H103ZM103 84H101V85H103ZM130 84H131V83H130ZM159 84H161V83H159ZM159 84H158V86H159ZM177 84H178V83H177ZM187 84H188V83H187ZM15 85H14V86H15ZM20 85H21V84H20ZM22 85L24 86V84H22ZM22 85H21V86H22ZM28 85H29V84H28ZM60 85H61V84H60ZM75 85H76V84H75ZM101 85H100V86H101ZM111 85H113V84H111ZM118 85H119V84H118ZM140 85H145V84H140ZM146 85H147V84H146ZM146 85H145V86H139V87H138V85H134V86H137V88L142 87L141 90H144L145 88L150 87V86L146 87ZM183 85H184V84H183ZM12 86H13V85H11V87H8V89H9V88H12ZM23 86H22V87H23ZM53 86H54V85H53ZM64 86H65V85H64ZM76 86H77V85H76ZM85 86H86V85H85ZM93 86H94V83H93ZM115 86H114V87H115ZM124 86H125V85H124ZM153 86H155V85H153ZM153 86H152V87H153ZM156 86H155L154 88H156ZM158 86H157V87H158ZM160 86H161V85H160ZM55 87H56V86H55ZM86 87H87V86H86ZM102 87H103V86H102ZM110 87H111V86H110ZM110 87H108V88H110ZM128 87H129V86H128ZM143 87H144V88H143ZM13 88H14V87H13ZM18 88H20V87L18 86ZM18 88H17V89H18ZM24 88H25V87H24ZM24 88H23V89H24ZM60 88H61V87H60ZM65 88H66V87H65ZM90 88H91V86H90ZM115 88H116L115 90H118L117 87H115ZM119 88L122 89L121 86H120ZM125 88H126V87H125ZM131 88H132V87H131ZM160 88H161V87H160ZM17 89H16V90H17ZM52 89H53V88H52ZM56 89H57V88H56ZM70 89H71V88H70ZM72 89H73V88H72ZM102 89H103V88H102ZM105 89H107V87H106ZM132 89H133V88H132ZM132 89H131V90H132ZM135 89H136V87H135ZM20 90H21V89H20ZM53 90H55V88H54ZM87 90H88V89H87ZM111 90H112V87H111ZM113 90H114V89H113ZM136 90H137L138 92H142L140 89H136ZM139 90H140V91H139ZM148 90L151 91L152 88H150V89H148ZM154 90H155V89H154ZM156 90H157V89H156ZM163 90H164V89H163ZM168 90H169V89H168ZM181 90H182V89H181ZM184 90H185V89H184ZM188 90H189V89H188ZM66 91H67V89H66ZM79 91H80V90H79ZM84 91H85V90H84ZM91 91H92V89H91ZM121 91H122V90H121ZM132 91H133V92H130V95L133 96L134 94H131V93H134V90H132ZM191 91H192V90H191ZM203 91H204V90H203ZM15 92H16V91H15ZM23 92H24V91H23ZM54 92L57 93L58 91H57V92L54 91ZM71 92H72V91H71ZM86 92H87V91H86ZM105 92H107V91H105ZM111 92H112V91H111ZM117 92H118V91H117ZM126 92H127V91H126ZM152 92H153V91H152ZM159 92H160V91H159ZM165 92H166V91H164V93H165ZM168 92H169V91H168ZM177 92H178V91H177ZM183 92H185V91H183ZM192 92H193V91H192ZM200 92H201V91H200ZM19 93H21V92H19ZM37 93H38V92H37ZM64 93H65V92H64ZM68 93H69V92H68ZM113 93H114V91H113ZM115 93H116V92H115ZM128 93H129V91H128ZM135 93H136V92H135ZM149 93H150V92H149ZM171 93H172V92H171ZM178 93H179V92H178ZM180 93H181V92H180ZM180 93H179V94H180ZM190 93H191V92H190ZM21 94H23V93H21ZM38 94H39V93H38ZM57 94H58V93H57ZM60 94H61V93H60ZM74 94H75V93H74ZM122 94H123V93H122ZM124 94H125V93H124ZM124 94H123V95H124ZM126 94H127V93H126ZM143 94H144V93H143ZM153 94H154V93H153ZM153 94L151 93V95H153ZM176 94H177V93H176ZM176 94H175V95H176ZM179 94H178V96H180ZM25 95H26V94H25ZM88 95H89V94H88ZM109 95H110V94H109ZM139 95H141V94H139ZM146 95H150V94H147V92H146ZM202 95H203V93H202ZM206 95H207V94H206ZM23 96H24V95H23ZM30 96H31V95H30ZM113 96H115V95H113ZM126 96H127V95H126ZM159 96H161V95L159 94ZM188 96H189V95H188ZM200 96H201V95H200ZM28 97H29V96H28ZM37 97H38V96H37ZM107 97H108V96H107ZM119 97H122V96H119ZM123 97H124V96H123ZM123 97H122V98H123ZM142 97H143V98H142ZM149 97H150V96H149ZM162 97H163V96H162ZM164 97H165V96H164ZM184 97H185V96H184ZM20 98H21V96L19 97V99H20ZM32 98L34 99V97H32ZM70 98H71V97H70ZM109 98H110V96H109ZM109 98H108V99H109ZM122 98H121V99H122ZM133 98H134V96H133ZM133 98H132V100H136L135 102L138 103V104H141V101H142L143 99H144V100H145V99H148V98H146V96H145V98H144V96L141 95V98L139 97V100H138V98L136 99V94H135V99H133ZM171 98H172V97H171ZM26 99H27V98H26ZM29 99H31V98H29ZM61 99H62V98H61ZM79 99H80V98H79ZM117 99H118V98H117ZM121 99H120V100H121ZM162 99H163V98H162ZM191 99H192V98H191ZM9 100H12V99H9ZM17 100H18V99H17ZM159 100H160V99H159ZM164 100H166V98H164ZM186 100H187V99H186ZM192 100H193V99H192ZM205 100H206V99H205ZM12 101H14V100H12ZM12 101H11L8 105H13L14 102H12ZM31 101H32V100H31ZM57 101H58V100H57ZM105 101H106V100H105ZM112 101H113V100H112ZM125 101H126V100H125ZM160 101H162V100H160ZM166 101H167V100H166ZM168 101H169V100H168ZM17 102H18V101H17ZM20 102H21V101H20ZM20 102H19L18 104H22V102H21V103H20ZM25 102H27V101H25ZM25 102H24V103H25ZM132 102H134V101H132ZM135 102H134V103H135ZM184 102H185V101H184ZM184 102H183V103H184ZM195 102H196V101H195ZM201 102H202V101H201ZM207 102H208V101H207ZM70 103H71V102H70ZM74 103H75V102H74ZM76 103H77V102H76ZM125 103H127V102H125ZM163 103H166V102H163ZM177 103H178V102H177ZM179 103H180V102H179ZM204 103H205V102H204ZM204 103H203V104H204ZM15 104H16V103H15ZM71 104H72V103H71ZM112 104H113V103H112ZM115 104H116V103H115ZM161 104H162V102H161ZM167 104H168V103H167ZM170 104H171V103H170ZM188 104H189V103H188ZM75 105H76V104H75ZM132 105H133V104H132ZM134 105H136V104H134ZM19 106H20V105H19ZM25 106H27V105H25ZM110 106H112V105H110ZM113 106H114V105H113ZM115 106H116V105H115ZM139 106L141 107V105H139ZM180 106H182V105H180ZM186 106H187V105H186ZM72 107H73V105H72ZM77 107H78V106H77ZM79 107H80V106H79ZM136 107H137V106H136ZM146 107H147V106H146ZM146 107H145V108H146ZM166 107H168V105H167ZM166 107H165V108H166ZM188 107H190V106H188ZM188 107H187V110L191 109V108H188ZM19 108H20V107H19ZM27 108H28V107H27ZM31 108H32V107H31ZM128 108H129V107H128ZM130 108H132V107H130ZM133 108H134V106H133ZM137 108H138V107H137ZM149 108H150V107H149ZM165 108H164V109H165ZM171 108H174V107H173V104H172ZM209 108H210V107H209ZM24 109H25V108H24ZM29 109H30V108H29ZM90 109H91V108H90ZM151 109H152V108H151ZM25 110H26V109H25ZM25 110H24V111H25ZM84 110H85V108H84ZM84 110H83V108H82V111H84ZM131 110H133V109H130V111H131ZM135 110H137V109H135ZM149 110H150V109H149ZM157 110L160 111L158 108H157ZM157 110H156V111H157ZM184 110H185V109H184ZM192 110H193V109H192ZM206 110H207V109H206ZM208 110H209V109H208ZM66 111H67V110H66ZM70 111H71V110H70ZM76 111H77V110H76ZM82 111H81V112H82ZM156 111H155L154 116H155L156 113L158 112V111H157V112H156ZM179 111H180V109H179ZM185 111H186V110H185ZM203 111H204V110H203ZM34 112H35V111H34ZM36 112H37V111H36ZM78 112H79V111H78ZM87 112L89 113L90 111H87ZM153 112H154V111H153ZM187 112H188V111H187ZM187 112H185V114H182V113H181L182 115H181V121H180V123L183 124L184 122H186V119H187V118H186L185 116H187V114H188ZM196 112H197V111H196ZM207 112H208V111H207ZM59 113H60V112H59ZM84 113H85V112H83V114H84ZM124 113H125V111H124ZM130 113H131V112H130ZM140 113H141V112H140ZM163 113H164V112H163ZM168 113H169V112H168ZM205 113H206V112H205ZM208 113H209V112H208ZM40 114H41V113H40ZM89 114H92V115H93V113H89ZM191 114H192V113H191ZM191 114H189V115H191ZM196 114H198V113H196ZM201 114H203V113H201ZM28 115H29V114H28ZM63 115H64V114H63ZM71 115H72V114H71ZM71 115H70V116H71ZM73 115H74V114H73ZM73 115H72V116H73ZM78 115H80V114H78ZM131 115H132V114H131ZM140 115H142V114H140ZM166 115H167V112H166ZM65 116H66V115H65ZM76 116H77V115H76ZM82 116H83V115H82ZM82 116H79V117H82ZM88 116H91V115H88ZM117 116H119V114H118ZM125 116H126V115H125ZM132 116H133V115H132ZM132 116H129V117H132ZM145 116H146V115H145ZM150 116H151V115H150ZM163 116H164V115H163ZM27 117H29V116H27ZM27 117H26V118H27ZM45 117H47V116H45ZM77 117H78V116H77ZM77 117H76V118H77ZM86 117H87V115H86ZM126 117H128V116H126ZM126 117H125V118H126ZM129 117H128V118H129ZM148 117H149V116H147V118H148ZM156 117H157V116H156ZM165 117H166V116H165ZM172 117H173V116H172ZM26 118H24V119H26ZM29 118H30V117H29ZM40 118H41V117H40ZM76 118H73V119H76ZM120 118H121V117H120ZM153 118H154V117H153ZM153 118H151V119H153ZM161 118H162V117H161ZM70 119H71V118H70ZM70 119H69V120H70ZM86 119H88V117H87ZM89 119H90V118H89ZM89 119H88V120H89ZM111 119H112V117H111ZM116 119H117V118H116ZM118 119H119V118H118ZM136 119H137V118H136ZM194 119H195V118H194ZM35 120H36V119H35ZM64 120H65V119H64ZM77 120H78V119H77ZM80 120H81V119H80ZM80 120H78V121H80ZM149 120H150V119H149ZM149 120H148V121H149ZM160 120H162V119H160ZM160 120H159V121H160ZM171 120H172V119H171ZM195 120H196V119H195ZM207 120H208V119H207ZM28 121H29V120H28ZM84 121H86V120H84ZM84 121H83V122H84ZM89 121H90V120H89ZM89 121H88V122H89ZM94 121H95V116L92 117V121L89 122L90 125L87 127V128L89 129L88 138L86 139V141L84 140L85 142H84V144L82 145V147H83L88 153L93 154V153L95 152V149H97V148H95V147H97V145L94 146V145L92 144L93 141L90 140V139H92L91 134H93V136L96 137V138L93 137V138L96 139V140H98V139H100L101 137H103V138H106L107 141H108V139H109V137H110V138L113 140V143L110 144V145H108L107 142H106V144H107L108 146H107L106 144L104 145L105 140L103 139V140H104V143H103V145H101V144H100L101 142H99V144L101 145V146L99 145V148H101V147H106V146H107V147H106L107 149H106V148H105L104 150H103V148H101V149L107 154V157H108V158H109L110 156L115 155L116 159L114 158V159H110V160H105V159L103 158V159L105 160V161H104V160L101 159V158L103 157V155H102L101 158H100V161H99V160H98V161L101 162V164H99V166H101L102 164H103L104 166H108V165H110L111 170H110V169H109V170H110V171H113L112 168H114V167H116V166H119L118 163L120 162L119 160H121V159H117L118 154H121V152L125 153V152H124L125 150H126V152H129V151L126 149V148L129 147V146H127V145H125V144H124V145L122 144L123 146L121 147V149H118V150H120V151H117L116 148L114 147V142H122L124 136L127 134V133H126L127 131H125V127H123L122 125H119V126H122L120 129L118 128L119 130H117V128H116V130H115V127H114L115 125H112V126L114 127V128H113L111 125L106 124V123H105V125H103V124L101 125L100 122H99V123L97 122V123H98V127H97V129H96V128H95V123H96V122H94ZM113 121H114V119H113ZM122 121H123V120H122ZM143 121H144V120H143ZM205 121H206V120H205ZM208 121H209V120H208ZM39 122H40V121H39ZM39 122H38V124L40 125ZM75 122H77V121L75 120ZM86 122H87V121H86ZM115 122H116V121H115ZM123 122H125V121H123ZM123 122L120 123V124H124ZM169 122H170V121H169ZM191 122H192V121H191ZM194 122H195V121H194ZM202 122H203V121H202ZM209 122H210V121H209ZM79 123H81V121H80ZM102 123H103V122H102ZM109 123H110V122H109ZM112 123H113V122H112ZM129 123H130V121H129ZM144 123H145V122H144ZM150 123H152V122H150ZM204 123H205V122H204ZM207 123H208V122H207ZM2 124H3V123H2ZM75 124H76V123H75ZM85 124H86V123H83V125H85ZM87 124H88V123H87ZM93 124H94V125H93ZM110 124H111V123H110ZM167 124H168V123L166 122V125H167ZM176 124H178V123H175V125H176ZM213 124H214V123H213ZM32 125H33V124H32ZM134 125H135V124H134ZM148 125H149V123H148ZM163 125H164V124H163ZM173 125H174V124H173ZM46 126H47V125H46ZM46 126H45V127H46ZM77 126H78V125H77ZM79 126L81 127L80 124H79ZM119 126H118V127H119ZM125 126H127V125H125ZM140 126H141V125H140ZM145 126H146V125H145ZM188 126H189V125H188ZM198 126H199V125H198ZM206 126H207V125H205L204 127H206ZM80 127H78L77 129L79 130ZM82 127H83V126H82ZM82 127H81V128H82ZM135 127H136V125H135ZM155 127H156V126H155ZM158 127H159V126H158ZM160 127H161V126H160ZM162 127H163V126H162ZM200 127H201V125H200ZM42 128H43V127H42ZM42 128H41V129H42ZM84 128H85V127H84ZM153 128H154V126H153ZM171 128H172V127H171ZM171 128H170V129H171ZM182 128H183V127H182ZM193 128H194V126L192 127V129H193ZM195 128H196V127H195ZM202 128H203V127H202ZM57 129H58V128H57ZM85 129H86V128H85ZM95 129H96V130H95ZM136 129H138V128L136 127ZM140 129H141V128H140ZM159 129H161V128H159ZM172 129H173V128H172ZM187 129H188V128H187ZM187 129H186V130H187ZM189 129H190V127H189ZM204 129H205V128H204ZM75 130H76V129H75ZM78 130H77V131H78ZM131 130H132V129H131ZM92 131H95V135H94V133H92ZM155 131H157V130H155ZM155 131H154V134H155ZM167 131H168V130H167ZM178 131H179V130H178ZM184 131H185V130H184ZM184 131H183V132H184ZM212 131H213V130H212ZM131 132H132V131H131ZM133 132H134V131H133ZM133 132H132V133H133ZM164 132H165V130H164ZM164 132H163V133H164ZM199 132H200V131H199ZM77 133H78V132H77ZM90 133H91V134H90ZM135 133L138 134V135L135 134V136H136V137L138 136V138H139L140 136H142L141 134L139 135V133H138L137 131H136ZM140 133H142V132H140ZM146 133H147V132L145 131V134H146ZM150 133H151V132H150ZM150 133L148 132V134H150ZM165 133H166V132H165ZM165 133H164V134H165ZM180 133H181V132H180ZM201 133H202V132H201ZM83 134H84V133H83ZM152 134H153V133H152ZM157 134H158V133H157ZM222 134H223V133H222ZM225 134H226V133H225ZM78 135H80V134H78ZM81 135H82V134H81ZM86 135H87V134H86ZM86 135H85V136H86ZM128 135H129V134H128ZM130 135H131V133H130ZM132 135H134V134H132ZM179 135H180V134H179ZM192 135H193V134H192ZM192 135H191V136H192ZM199 135H200V134H199ZM210 135H211V134H210ZM212 135H213V134H212ZM144 136H145V135H144ZM181 136H182V135H181ZM188 136H189V135H188ZM231 136H232V135H231ZM72 137H73V136H72ZM76 137H77V136H76ZM131 137H132V136H131ZM131 137H130V136L128 137V138L130 139L129 142H130V141H131V142H134V140H135L134 136L132 137V138H133L132 140H131ZM162 137H163V135L160 136V137H159V136H152L150 139H151V140H154L155 143L159 140L160 143H161L163 139L160 140V138H162ZM179 137H180V136H179ZM179 137L177 136L176 138L179 139ZM193 137H194V136H192V139H193ZM196 137H198V136H196ZM196 137H195V138H196ZM208 137L210 138V136H208ZM212 137H213V136H212ZM85 138H86V137H85ZM128 138H127L126 141H128ZM138 138H137V139H138ZM143 138H144V137H143ZM165 138H166V140L170 139V138L167 139V137H165ZM176 138H174V139H176ZM200 138H201V136H200ZM234 138H235V137H234ZM236 138H237V137H236ZM236 138H235V139H236ZM69 139H70V138H69ZM75 139H76V138H75ZM124 139H125V138H124ZM141 139H142V138H141ZM141 139H139V140H140V142L138 141L139 143H143V142H141ZM144 139H146V141L149 140L148 137H145ZM174 139H173V140H174ZM198 139H199V138H198ZM207 139H208V138H207ZM173 140H172V141H173ZM176 140H177V139H176ZM176 140H175V141H176ZM217 140H218V139H217ZM79 141H80V140H79ZM100 141H102V140H100ZM124 141H125V140H124ZM142 141H143V140H142ZM154 141H153V142L150 141V142H151V143H154ZM159 141H158V142H159ZM163 141H164V140H163ZM177 141H178V140H177ZM177 141H176V142H177ZM185 141L188 142V140H185ZM185 141H184V142H185ZM196 141H197V140H196ZM196 141H195V142H196ZM199 141H200V140H199ZM214 141H215V140H214ZM94 142H95V141H94ZM102 142H103V141H102ZM109 142H111V141H109ZM109 142H108V143H109ZM129 142H128V143H129ZM158 142H157V143H158ZM168 142H169V141H168ZM209 142H210V141H209ZM70 143H71V142H70ZM80 143H82V141H81ZM125 143H126V142H125ZM128 143H126V144H128ZM147 143H148V142H147ZM151 143H150V145H151L150 147L152 148V144H151ZM160 143H159V144H160ZM166 143H167V142H166ZM173 143H174V141H173ZM177 143H178V142H177ZM229 143H230V141H229ZM68 144H69V143H68ZM75 144H77V146L79 145L78 143H75ZM133 144H134V143H133ZM227 144H228V143H227ZM70 145H71V144H70ZM128 145H129V144H128ZM131 145H132V144H131ZM131 145H130V146H131ZM156 145H157V144H156ZM156 145H155V146H156ZM163 145H164V144H163ZM167 145H168V144H167ZM197 145H199V143H198ZM68 146H69V145H68ZM73 146H74V145H73ZM193 146H194V143H193ZM207 146H208V145H207ZM207 146H206V147H207ZM209 146H210V144H209ZM71 147H72V146H71ZM133 147H134V146H133ZM163 147H164V146H163ZM163 147H162V148H163ZM180 147H181V146H180ZM180 147H178V148H180ZM182 147L185 148V146H182ZM191 147H192V146H191ZM119 148H120V147H119ZM134 148H136V150H135L134 152H132V154L129 153V155H126V156H127V159H128L130 162H132V164H133V165L130 164V166H133L134 169H137V168H136V166H137V167L139 168V170H138V171H137V170H134L135 172H133L132 175H128L126 178H120V180H118V182H117V180H114V179H113L114 181H116V183L118 184V186H121L122 188H124V187L122 186V184H124L125 187L128 185L129 188H130V187L135 188V186L137 185V184H136V180H137V179H142L143 182H144V181L146 180V177H147V176H146V174H147L146 172L149 170L148 168H150L151 165H152V164H151L150 167H147L148 170L144 171L146 168H145L144 170H142L143 168L140 169V166H139V164H140L141 161H143V160H141V161L139 160L140 163H138V162H137L138 160H136L138 156L143 157V156H141V155H144V154H147V153H148V148H149V146L147 147V146H145V145L143 144V145H138V146L136 145ZM186 148H189V147H186ZM195 148H196V146H195ZM128 149L130 150V148H128ZM131 149H132V147H131ZM76 150H77V148H76ZM76 150H75V151H76ZM102 150H101V151H102ZM149 150H150V148H149ZM207 150H208V149H207ZM218 150H219V149H218ZM220 150H221V149H220ZM96 151H99V150H96ZM132 151H133V149H132ZM159 151H160L159 148H156V147H155V148L153 149V152H156V155H157V153H158ZM189 151H190V150H189ZM214 151H215V150H214ZM66 152H67V151H66ZM99 152H100V151H99ZM153 152H152V153H153ZM180 152H181V151H180ZM71 153H72V152H71ZM184 153H185V152H184ZM91 154H90V156H91ZM94 154H95V153H94ZM100 154H101V153H100ZM102 154H103V153H102ZM126 154H127V153H126ZM187 154H188V153H187ZM207 154H208V153H206V155H207ZM229 154H232V153H229ZM97 155H98V154H97ZM163 155H164V154H163ZM169 155H171V154H169ZM10 156H11V155H10ZM15 156H16V155H14V157H15ZM95 156H96V155H95ZM123 156H125V155H123ZM123 156H122V157H123ZM165 156H166V154H165ZM198 156H199V155H198ZM213 156H214V155H213ZM213 156H212V157H213ZM225 156H226V155H225ZM228 156H229V158H230V155H228ZM17 157H18V156H17ZM17 157H15V159H16ZM63 157H64V156H63ZM66 157H67V156H66ZM74 157H75V156H74ZM87 157H88V156H87ZM87 157H85V158L87 159ZM113 157H114V156H113ZM12 158H13V157H12ZM68 158H69V157H68ZM75 158H76V157H75ZM90 158H91V157H90ZM96 158H97V157H96ZM96 158H93V159H96ZM105 158H106V157H105ZM108 158H107V159H108ZM118 158H120V157H118ZM145 158H147V157L145 156ZM151 158H152V157H151ZM199 158H201V157H199ZM199 158H198V159H199ZM19 159H20V158H19ZM19 159H16V160L18 161ZM72 159H73V158H72ZM72 159L70 158V161H71ZM180 159H181V158H180ZM24 160H25V159H24ZM51 160H52V159H51ZM57 160H58V159H57ZM57 160H56V161H57ZM65 160H66V159H65ZM68 160H69V159H68ZM73 160H74V159H73ZM84 160H85V159H84ZM124 160H126V159L124 158ZM163 160H164V159H163ZM167 160H168V159H167ZM172 160H173V159H172ZM178 160H179V159H178ZM189 160H190V159H189ZM19 161H20V160H19ZM54 161H55V160H54ZM70 161H69V162H70ZM74 161H75V160H74ZM81 161H82V160H81ZM88 161H90V160H88ZM98 161H97V163H99ZM106 161H110V162L105 163ZM129 161H126V162H129ZM161 161H162V160H161ZM181 161H182V160H181ZM184 161H186V160L184 159ZM204 161H205V160H204ZM222 161H223V160H222ZM24 162H26V161H24ZM71 162H73V161H71ZM75 162H76V161H75ZM92 162H93V161H92ZM102 162H103V163H102ZM116 162H117V163H116ZM123 162H124V161H123ZM123 162H122V164H123ZM130 162H129V163H130ZM144 162H146V161L144 160ZM149 162H151V161H149ZM173 162H174V161H173ZM177 162H178V161H177ZM182 162H183V161H182ZM188 162H189V161H188ZM206 162H207V161H206ZM224 162H225V161H224ZM84 163H85V162H84ZM88 163H89V162H88ZM90 163H91V162H90ZM97 163H96V166H97ZM120 163H121V162H120ZM120 163H119V164H120ZM142 163H143V162H142ZM156 163H157V162H156ZM180 163H181V162H180ZM180 163H179V164H180ZM183 163H184V162H183ZM197 163H198V162H197ZM201 163H202V162H201ZM201 163H200V164H201ZM219 163H220V162H219ZM225 163H226V162H225ZM23 164H24V163L22 162V164H20V165H23ZM25 164H26V163H25ZM49 164L51 165V163H48V162H47V163H46V162H38V163H36V164L29 163L27 167L30 168V170H31L30 172H31L32 174H35V175L37 174V178L39 179L40 182H42V184L48 186L47 183H49V181L52 183L51 186H52L53 188L50 187V188H52V191L48 188V189H49V192H50V195L53 196V194L55 193V194H56L57 196H59L60 198H61L60 195L63 196V199H59V201L61 202V200H62V202L60 203V205H62L63 203L65 204V206H63V207H66V208H64L63 210L61 209V211H63V214L65 215V217H66V214H68V216H72V214H75L74 216L77 215V218H78V219L81 218V216L84 217V218L93 219L94 217H93V218H90V217H91V216H94V214H95V216H96L95 208H97V206H96V207L94 208V210H93L92 207H90V205H89V207H88V206H86L85 204H81L82 199H81L80 197L83 198V196H87V197H88V200H89V199H91L92 196H93L92 193H93L94 191H96V190H94L93 192H91L92 189L90 190L87 186L84 185V183H83L80 179H78L76 176H74V175L71 174L70 172L65 173V175H64L65 177L63 178V179H66V177H67V178H68V177L71 178L72 184L69 185V186H68L67 184H65L64 182L60 183V182L58 181L59 183H57L56 180H54V179L51 180L50 175H51V172L54 171V170H52V171L49 170L50 167L47 166V165H49ZM53 164H54V163H53ZM53 164H52V165H53ZM55 164H56V163H55ZM58 164H60V163H58ZM124 164H125V163H124ZM157 164H158V163H157ZM157 164H156V165H157ZM172 164H173V163H172ZM179 164H178V165H179ZM200 164H199V165H200ZM91 165H92V163H91ZM94 165H95V162H94ZM128 165H129V164H128ZM141 165H142V164H141ZM147 165H148V164H147ZM173 165H174V164H173ZM239 165H240V164H239ZM55 166H56V165H55ZM88 166H89V165H88ZM104 166H101V167L104 168ZM148 166H149V165H148ZM188 166H189V165H188ZM52 167L54 168V166H52ZM52 167H51V168H52ZM61 167H62V166H61ZM97 167H98V166H97ZM124 167H125V165H124ZM141 167H143V166H141ZM144 167H145V166H144ZM157 167H158V166H157ZM186 167H187V166H186ZM83 168H84V167H83ZM117 168H118V167H116V169H117ZM151 168L153 169V167H151ZM159 168H160V167H159ZM164 168H165V167H164ZM213 168H214V166H213ZM236 168H237V167H236ZM54 169H55V168H54ZM99 169H100V168H99ZM99 169H98V170H99ZM157 169H158V168H156V170H157ZM161 169H162V167H161ZM161 169H160V170H161ZM170 169L172 170V168H170ZM207 169H208V168H207ZM62 170H63V169H62ZM101 170H102V169H101ZM105 170H106V169H105ZM117 170H118V172H119V171L122 172L120 168H118ZM127 170H128V169H127ZM150 170H151V169H150ZM154 170H155V165H154ZM154 170H153V171H154ZM164 170H165V169H164ZM184 170H187V169L185 168ZM124 171H125V169H124ZM131 171H132V170H131ZM153 171H152V172H153ZM157 171H158V170H157ZM30 172H29V173H30ZM54 172H55V171H54ZM100 172H101V171H100ZM106 172H107V171H106ZM149 172H150V171H149ZM155 172H156V171H155ZM164 172H165V171H164ZM180 172H181V171H180ZM206 172H207V171H206ZM209 172H211V171H208V173H209ZM27 173H28V172H27ZM52 173H53V172H52ZM95 173H96V172H95ZM104 173H105V171H104ZM115 173L117 174V172H115ZM131 173H132V172H131ZM161 173H162V172H161ZM170 173H171V172H170ZM203 173H204V172H203ZM216 173H217V172H216ZM218 173H219V172H218ZM85 174H86V172H85ZM87 174H88V173H87ZM97 174H98V172H97ZM97 174H96V175H97ZM113 174H114V173H113ZM118 174H119V173H118ZM118 174H117V175H118ZM120 174H121V173H120ZM126 174H127V173H126ZM150 174H152V173L150 172ZM150 174H149V175H150ZM153 174H154V173H153ZM156 174H157V172H156ZM156 174H155V175H156ZM159 174H160V172H159ZM231 174H232V173H231ZM54 175H55V174H54ZM54 175H53V176H54ZM99 175H101V174L99 173ZM111 175H112V174H111ZM114 175H115V174H114ZM178 175H179V174H177V176H178ZM189 175H190V173H189ZM203 175H206V174H203ZM55 176H56V175H55ZM84 176H85V175H84ZM102 176H103V175H102ZM104 176H105V175H104ZM150 176H151V175H150ZM158 176H159V175H157V178H158ZM165 176H166V175H164V176L162 175V177H165ZM170 176H171V175H170ZM192 176L194 177V175H192ZM207 176H208V175H207ZM26 177H27V176H26ZM35 177H36V176H35ZM86 177H87V176H86ZM97 177H98V176H97ZM105 177H106V176H105ZM105 177H104V179H102V178H100V179H102V180L105 182V181H107V178H108L109 176H108L107 178H105ZM116 177H117V176H116ZM152 177H153V175L151 176V179H152ZM154 177H156V176H154ZM159 177H161V175H160ZM167 177H168V176H167ZM167 177H166V179H167ZM49 178H50V180H49ZM83 178L86 179L85 177H83ZM89 178H90V177H89ZM92 178H93V176H92ZM109 178H110V177H109ZM187 178L189 179V177H187ZM221 178H222V176H221ZM38 179H37V180H38ZM55 179L58 180V177L55 178ZM87 179H88V178H87ZM105 179H106V180H105ZM115 179H117V178H115ZM118 179H119V178H118ZM162 179H163V178H162ZM164 179H165V178H164ZM164 179H163V180H164ZM168 179H169V177H168ZM217 179H218V178H217ZM48 180H49V181H48ZM88 180H89V179H88ZM90 180H91V179H90ZM159 180H160V179H159ZM176 180H178V179H176ZM208 180H210V179L208 178ZM213 180H214V179H213ZM29 181H30V180H29ZM33 181H34V179H33ZM35 181H36V180H35ZM85 181H86V180H84V182H85ZM109 181H112V180H108V182H109ZM138 181H140V180H138ZM149 181H151V180L149 179ZM152 181H153V180H152ZM156 181H157V180H156ZM160 181L162 182V180H160ZM165 181H166V180H165ZM165 181H164V182H165ZM167 181H169V180H167ZM183 181H184V180H183ZM14 182H15V181H14ZM14 182H13V183H14ZM86 182H87V181H86ZM89 182H90V181H88V183H89ZM97 182H98V181H97ZM108 182H107V184H108ZM122 182H123V183H122ZM147 182H148V181H147ZM157 182H158V181H157ZM171 182H172V181H171ZM204 182H205V181H204ZM209 182H210V181H209ZM224 182H225V180H224ZM53 183H55V184H53ZM91 183H92V182H91ZM94 183H95V182H94ZM140 183H142V182L140 181ZM166 183H168V182H166ZM166 183H165V185H169V184H170V182H169L168 184H166ZM85 184H87V183H85ZM99 184H100V183H99ZM109 184H110V182H109ZM112 184H113V183H112ZM146 184H147V183H146ZM146 184H145V185H146ZM159 184H161V183L159 182ZM198 184H199V183H198ZM200 184H201V183H200ZM0 185H1V184H0ZM21 185H22V184H21ZM49 185H50V184H49ZM73 185L76 186V189L74 188ZM95 185H96V184H95ZM100 185H101V184H100ZM138 185H139V184H138ZM138 185H137V186H138ZM154 185H155V184H154ZM165 185H164V186H165ZM171 185H172V184H171ZM220 185H222V183H221ZM3 186H4V185H3ZM29 186H30V185H29ZM35 186H36V185H35ZM88 186H89V184H88ZM90 186H92V185H90ZM118 186H117V187H118ZM140 186H141V185H140ZM218 186H219V185H218ZM224 186H225V185H224ZM4 187H5V186H4ZM77 187H78V188H77ZM98 187H99V185H98ZM101 187L104 188L105 186L103 187V185H102ZM101 187H99V188H101ZM114 187H116V186H114ZM117 187H116V188H117ZM121 187H120V188H121ZM145 187H146V186H145ZM161 187H162V186H161ZM169 187H170V185H169ZM194 187H195V186H194ZM198 187H200V186H198ZM206 187H207V186H206ZM1 188H2V185H1ZM5 188H6V187H5ZM24 188H26V187H24ZM41 188H42V187H41ZM93 188H96V187H93ZM99 188H98V189H99ZM118 188H119V187H118ZM126 188H127V187H126ZM132 188H131V189H132ZM137 188L139 189V187H137ZM142 188H143V187H142ZM159 188H160V186H159ZM162 188H163V187H162ZM189 188H190V187H189ZM192 188H193V187H192ZM196 188H197V187H196ZM88 189H89V190H88ZM106 189H108V188H106ZM113 189H114V188H113ZM146 189H147V188H146ZM164 189H165V188H164ZM173 189H174V188H173ZM185 189H186V188H185ZM204 189H205V188H204ZM7 190H8V189H7ZM13 190H14V189H13ZM25 190H26V189H25ZM46 190H47V189H46ZM101 190H102V189H99V191H101ZM122 190H123V189H122ZM174 190H176V189H174ZM181 190H184V189L182 188ZM191 190H192V189H191ZM205 190H206V189H205ZM223 190H224V189H223ZM2 191H3V190H2ZM23 191H24V190H23ZM139 191H140V189H139ZM146 191H147V190H146ZM161 191H162V190H161ZM171 191H173V190H171ZM177 191H178V190H177ZM177 191H176V192H177ZM184 191H185V190H184ZM197 191H198V190H197ZM221 191H222V190H220V192H221ZM25 192H26V191H25ZM97 192H98V191H97ZM102 192H103V190H102ZM116 192H118V191H116ZM126 192H127V190H126ZM132 192H133V191H132ZM148 192H149V191H148ZM173 192H174V191H173ZM194 192H195V191H194ZM207 192H209V189H208ZM214 192H215V191H214ZM222 192H223V191H222ZM225 192H226V191H225ZM8 193H9V192H8ZM51 193H52V194H51ZM94 193H95V192H94ZM103 193H104V192H103ZM122 193H123V192H122ZM141 193H142V192H141ZM171 193H172V192H171ZM191 193H192V192H191ZM203 193H204V191H203ZM205 193H206V192H205ZM215 193H216V192H215ZM218 193H219V191H218ZM43 194H44V193H43ZM47 194H48V193H47ZM97 194H98V193H97ZM111 194H112V193H111ZM123 194H125V192H124ZM126 194H129V192L126 193ZM206 194H207V193H206ZM220 194H221V193H220ZM220 194H219V195H220ZM39 195H40V194H39ZM41 195H42V194H41ZM50 195H49V196H50ZM65 195H66V196H65ZM98 195H99V194H98ZM182 195H183V194H182ZM182 195H181V196H182ZM188 195H190V192H189ZM198 195H199V194H198ZM217 195H218V194H217ZM1 196L3 197V195H1ZM42 196H43V195H42ZM46 196H47V195H46ZM94 196H95V195H94ZM94 196H93V197H94ZM96 196H97V195H96ZM101 196L103 197V194H102ZM101 196H100V197H101ZM104 196H105V195H104ZM215 196H216V195H215ZM59 197H58V198H59ZM102 197H101V199H104V198H105V197H104V198H102ZM128 197H129V196H128ZM172 197H173V196H172ZM44 198H45V197H44ZM49 198H50V197H49ZM78 198L81 199V202H80V200H79ZM96 198H97V197H96ZM180 198H182V197H180ZM183 198H184V197H183ZM219 198H220V197H219ZM51 199H52V197H51ZM55 199H56V198H55ZM77 199H78V200H77ZM84 199H85V197H84ZM84 199H83V200H84ZM109 199H111V198L109 197ZM173 199H175V198L173 197ZM2 200H3V199H2ZM11 200H12V199H11ZM24 200H25V199H24ZM88 200H86V201H88ZM91 200H92V199H91ZM91 200H90V201H91ZM94 200H95V199H94ZM94 200H93V201H94ZM111 200L114 201V199H111ZM211 200H212V199H211ZM53 201H54V197H53V199H52V202H53ZM99 201H100V200H99ZM175 201H176V200H175ZM12 202H13V201H12ZM17 202H18V200H17ZM47 202H48V201H47ZM84 202H85V201H84ZM94 202H95V201H94ZM111 202H112V201H111ZM18 203H19V202H18ZM101 203H102V202H101ZM200 203H201V202H200ZM12 204H13V203H12ZM20 204H21V200H20ZM55 204H56V203H55ZM57 204H58V203H57ZM64 204H63V205H64ZM67 204H68V205H67ZM88 204H89V203H88ZM88 204H87V205H88ZM90 204H91V202H90ZM97 204H98V203H97ZM97 204H96V205H97ZM14 205H15V204H14ZM17 205H18V204H17ZM23 205H24V204H23ZM23 205H22V206H23ZM58 205H59V204H58ZM94 205H95V204H94ZM94 205H93V207H94ZM110 205H111V204H110ZM190 205H192V203H190ZM11 206H12V205H11ZM18 206H21V205H18ZM22 206H21V208H22ZM27 206H28V205H27ZM42 206H43V205H42ZM53 206H54V205H53ZM71 206H72V208H71ZM100 206H101V205H100ZM103 206H104V205H103ZM114 206H115V205H114ZM207 206H208V205H207ZM207 206H206V207H207ZM4 207H5V206H4ZM8 207H9V206H8ZM13 207H14V206H13ZM108 207H109V205H108ZM204 207H205V206H204ZM204 207H203V208H204ZM206 207H205V208H206ZM56 208H57V207H56ZM103 208H104V207H103ZM103 208H102V209H103ZM57 209H59V208H57ZM201 209H202V208H201ZM96 210H97V209H96ZM98 210H100V209H98ZM148 210H149V209H148ZM203 210H204V209H203ZM203 210H201V211H203ZM3 211H5V209H4ZM3 211H2V212H3ZM6 211H7V210H6ZM11 211H12V210H11ZM24 211H25V210H24ZM51 211H52V210H51ZM109 211H110L111 214H112V211H111V210H109ZM120 211H121V210H120ZM120 211H119V212H120ZM194 211H195V210H194ZM199 211H200V210H199ZM199 211H198V212H199ZM57 212H58V211H57ZM121 212H122V211H121ZM183 212H184V211H183ZM188 212H189V211H188ZM7 213H9V212L7 211ZM15 213H16V212H15ZM25 213H26V212H25ZM38 213H39V212H38ZM49 213H50V212H49ZM97 213H98V211H97ZM99 213H100V212H99ZM99 213H98V214H99ZM115 213H116V212H115ZM136 213H137V211H136ZM190 213H191V212H190ZM192 213H193V212H192ZM195 213H196V212H195ZM5 214H6V212H5ZM29 214H31V213H29ZM63 214H62V215H63ZM118 214H119L118 212H117L116 214H114V215L112 214L111 217L114 218V219H116ZM161 214H163V213H161ZM198 214H199V213H197L196 215H198ZM60 215H61V214H60ZM122 215H123V214H122ZM134 215H135V214H134ZM192 215H193V214H192ZM208 215H211V214L208 213ZM208 215H207V216H208ZM30 216H31V215H30ZM78 216H80V217H78ZM98 216H99V215H98ZM123 216H124V215H123ZM141 216H142V214H141ZM186 216H187V215H186ZM189 216H190V215H189ZM12 217H13V216H12ZM39 217H40V216H39ZM55 217H56V216H55ZM61 217H62V216H61ZM124 217H125V216H124ZM131 217H132L133 220H134V217H133V216H131ZM136 217H137V216H136ZM136 217H135V218H136ZM139 217H140V216H139ZM19 218H20V217H19ZM49 218H50V217H49ZM96 218H97V217H96ZM102 218H103V216H102ZM102 218H101V219H102ZM108 218L110 219V217H108ZM151 218H152V217H151ZM194 218H195V217H194ZM63 219H64V218H63ZM99 219H100V218H99ZM149 219H150V218H149V216H148V221H149ZM152 219H153V218H152ZM152 219H151V220H152ZM195 219H196V218H195ZM206 219H207V218H206ZM211 219H212V218H211ZM37 220H38V218H37ZM80 220H81V219H80ZM111 220H112V219H111ZM121 220H122V219H121ZM131 220H132V219H131ZM151 220H150V222H151ZM197 220H198V219H197ZM89 221H90V220H89ZM91 221L94 222V223L91 222L94 226H95V225H101V224H103V223H100L99 220H91ZM104 221H106V219L103 220V222H104ZM116 221H117V220H116ZM127 221H128V220H127ZM129 221H130V218H129ZM136 221H137V220H136ZM152 221L154 222V220H152ZM211 221H212V220H211ZM42 222H43V221H42ZM44 222H45V221H44ZM83 222H84V221H83ZM111 222H112V221H111ZM113 222H115V221H113ZM113 222H112V223H113ZM124 222H125V221H124ZM131 222H133V221H131ZM139 222H140V221H139ZM195 222H196V221H195ZM69 223H70V221H69ZM69 223H68V224H69ZM84 223H85V222H84ZM107 223H108V222H104V224H106V225H107ZM119 223H120V222H119ZM129 223H130V222H129ZM134 223H135V222H134ZM137 223H138V222H137ZM141 223H142V222H141ZM151 223H152V222H151ZM166 223H167V222H166ZM174 223H175V222H174ZM174 223H173V224H174ZM208 223H209V222H208ZM71 224H72V223H71ZM86 224H87V223H86ZM131 224H132V223H131ZM135 224H136V223H135ZM212 224H213V223H212ZM214 224H215V223H214ZM214 224H213V225H214ZM93 225H92V226H93ZM115 225H116V224H115ZM138 225H139V223H138ZM205 225H206V224H205ZM56 226H57V225H56ZM63 226H64V225H63ZM70 226H71V225H70ZM85 226H86V225H85ZM208 226H209V225H208ZM245 226H246V225H245ZM103 227H104V226H103ZM108 227H109V226H108ZM114 227H115V226H114ZM69 228H70V227H69ZM209 228H210V227H209ZM250 228H251V227H250ZM56 229H57V228H56ZM70 229H71V228H70ZM86 229H87V228H86ZM115 229H116V228H115ZM120 229H121V228H120ZM137 229H138V228H137ZM137 229H136L133 225H130V224L127 225V224H124V225H123L122 232H123L125 235H127V236H126L127 238H128V236H129V238H133V240H134V239L137 240L138 243H139V242H140V243H141V242H144L145 240L143 239L142 235L140 234V232H139ZM214 229H215V228H214ZM58 230H59V229H58ZM102 230L104 231L103 228H102ZM106 230H107V229H106ZM212 230H213V229H212ZM51 231H52V230H51ZM107 231H108V230H107ZM195 231H196V230H195ZM210 231H211V230H209V232H210ZM213 231H215V230H213ZM246 231H247V230H246ZM108 232H109V231H108ZM115 232H116V231H115ZM118 232H119V230H118ZM118 232H116V233H118ZM211 232H212V231H211ZM211 232H210V233H211ZM55 233H56V232H55ZM120 233H121V231H120ZM144 233H145V232H144ZM206 233H207V232H206ZM212 233H213V232H212ZM214 233H215V232H214ZM233 233H234V232H233ZM111 234H113V233H111ZM241 234H242V233H241ZM55 235H56V234H55ZM73 235H74V234H73ZM206 235H207V234H206ZM208 235H210V234H208ZM212 235H213V234H212ZM239 235H240V234H239ZM54 237H56V236H54ZM81 237H82V236H81ZM126 237H125V238H126ZM180 237H181V236H180ZM204 237H205V236H204ZM64 238H65V237H64ZM73 238H74V237H73ZM77 238H78V237H77ZM77 238H75V239H77ZM182 238H183V237H182ZM184 238H185V237H184ZM205 238H206V237H205ZM212 238H214V237H212ZM65 239H66V238H65ZM75 239H74V240H75ZM88 239H91V238H88ZM142 239H143V240H142ZM173 239H174V238H173ZM187 239H188V237H187ZM187 239H186V240H187ZM196 239H197V238H196ZM200 239H201V238H200ZM200 239H199V240H200ZM206 239H207V238H206ZM82 240H83V238H82ZM124 240H125V239H124ZM128 240H129V239H128ZM135 240H134V241H135ZM183 240H184V239H183ZM186 240H185V241H186ZM190 240H191V239H190ZM204 240H205V239H204ZM223 240H224V239H223ZM30 241H31V240H30ZM44 241H45V240H44ZM63 241H64V240H63ZM66 241H67V240H66ZM205 241H206V240H205ZM125 242H126V240H125ZM125 242H123V243H125ZM131 242L133 243V241H131ZM182 242H184V241H182ZM189 242H190V241H189ZM189 242H188V243H189ZM197 242H198V240H197ZM224 242H225V241H224ZM71 243H72V242H71ZM81 243H82V242H81ZM129 243H130V242H129ZM188 243H185V242H184V245H186V244H188ZM203 243H204V242H203ZM209 243H210V242H209ZM222 243H223V241H222ZM248 243H250V242H248ZM248 243H247V244H248ZM63 244H64V243H63ZM127 244H128V243H127ZM133 244H134V243H133ZM135 244H136V246L138 245L137 243H135ZM135 244H134V246H135ZM146 244H147V242H146ZM219 244H220V243H219ZM75 245H76V244H75ZM82 245H83V244H82ZM89 245H90V244H89ZM130 245H131V244H130ZM170 245H171V244H170ZM175 245H176V244H175ZM194 245H195V244H194ZM196 245H197V244H196ZM84 246H85V245H84ZM126 246H129V245H126ZM131 246H132V245H131ZM141 246H143V244H140V246L138 245V248H140ZM148 246H149V245H148ZM181 246H182V244H181ZM187 246L189 247V245H187ZM199 246H200V245H199ZM201 246H202V245H201ZM226 246H227V245H226ZM86 247H87V246H86ZM124 247H125V246H124ZM144 247H146L145 244H144ZM183 247L185 248V246H183ZM194 247L196 248V247H198V246H194ZM206 247H207V246H206ZM208 247H211V246H208ZM208 247H207V248H208ZM77 248H78V247H77ZM141 248H142V247H141ZM173 248H174V247H173ZM184 248H183V249H184ZM186 248H187V247H186ZM190 248H191V247H190ZM192 248H193V247H192ZM192 248H191V249H192ZM79 249H80V248H79ZM81 249H82V248H81ZM87 249H88V248H87ZM127 249H128V247H127ZM134 249H135V248H134ZM142 249H143V248H142ZM146 249H147V247H146ZM148 249H149V247H148ZM176 249H177V247H176ZM188 249H189V248H188ZM199 249H200V248H199ZM214 249H215V248H214ZM214 249H213V250H214ZM217 249H219V248H217ZM242 249H243V248H242ZM124 250H125V249H124ZM139 250H140V249H139ZM167 250H169V249H167ZM181 250H182V249H181ZM210 250H211V249H210ZM210 250H209V251H210ZM236 250H238V249H236ZM79 251H80V250H79ZM119 251H120V250H119ZM125 251H126V250H125ZM133 251H134V250H133ZM147 251H148V250H147ZM176 251H177V250H176ZM176 251H175V252H176ZM191 251H192V250H190V252H191ZM199 251H200V250H199ZM215 251H216V250H215ZM218 251H219V250H218ZM249 251H250V250H249ZM120 252H121V251H120ZM123 252H124V251H123ZM139 252H141V251H139ZM143 252H145V250H144ZM165 252H166V251H165ZM175 252H174V253H175ZM188 252H189V251H188ZM201 252H203V251H201ZM216 252H217V251H216ZM219 252H221V251H219ZM133 253H134V252H133ZM177 253H178V252H177ZM212 253H213V252H212ZM123 254H124V253H123ZM125 254H126V253H125ZM150 254H151V253H150ZM150 254H149V255H150ZM192 254H193V251H192ZM203 254H204V253H203ZM220 254H221V253H220ZM236 254H237V253H236ZM134 255H135V254H134ZM136 255H137V254H136ZM165 255H166V253H165ZM209 255H211V253H210ZM249 255H250V254H249ZM116 256H117V255H116ZM116 256H115V257H116ZM138 256H139V255H138ZM142 256H143V255H141V257H142ZM145 256H146V255H145ZM145 256H143V257L145 258ZM151 256H152V255H151ZM179 256H180V255H179ZM213 256H214V255H213ZM218 256H219V255H218ZM244 256H245V255H244ZM254 256H255V255H254ZM254 256H253V257H254ZM133 257H134V256H133ZM135 257H136V256H135ZM180 257H181V256H180ZM180 257H179V258H180ZM196 257H197V256H196ZM227 257H228V256H227ZM238 257H239V256H238ZM98 258H99V257H98ZM137 258H138V257H137ZM147 258L150 259V257H148V256H147ZM115 259H116V258H115ZM139 259H140V258H139ZM190 259H191V258H190ZM227 259H228V258H227ZM236 259H237V258H236ZM106 260H107V259H106ZM147 260H148V259H147ZM164 260H165V259H164ZM170 260H171V259H170ZM175 260H176V259H175ZM175 260H174V261H175ZM180 260H181V259H180ZM180 260H179V261H180ZM225 260H226V259H225ZM20 261H21V260H20ZM109 261H110V260H109ZM114 261H115V260H114ZM137 261H140V260H137ZM143 261H144V259H143ZM145 261H146V259H145ZM150 261H151V260H150ZM150 261H149V262H150ZM153 261H154V260L152 259V262H153ZM162 261H163V260H162ZM172 261H173V260H172ZM192 261H193V260H192ZM219 261L223 262V260H219ZM235 261H236V260H235ZM249 261H250V260H249ZM249 261L247 260V262H249ZM100 262H101V261H100ZM117 262H118V261H117ZM147 262H148V261H147ZM163 262H164V261H163ZM231 262H233V261H231ZM231 262H230V263H231ZM247 262H246L245 264H251V263H247ZM250 262H251V261H250ZM19 263H20V262H19ZM95 263H96V262H95ZM108 263H109V262H108ZM108 263H107V264H108ZM114 263H115V262H114ZM130 263H131V262H130ZM140 263H141V262H140ZM144 263L146 264V262H143V264H144ZM154 263H155V261H154ZM154 263H152V264H154ZM176 263H177V262H176ZM242 263H243V262H242ZM242 263H241V264H242ZM253 263H254V262H253ZM93 264H94V263H93ZM97 264H98V262H97ZM100 264H101V263H100ZM103 264H104V263H103ZM132 264H133V263H132ZM147 264H149V263H147ZM174 264H175V262H174ZM201 264H202V263H201ZM222 264H223V263H222ZM228 264H229V263H228Z\"/></svg>",
    "mask_w": 264,
    "mask_h": 264
}]
</instances>
